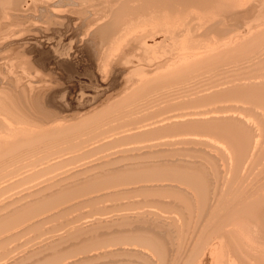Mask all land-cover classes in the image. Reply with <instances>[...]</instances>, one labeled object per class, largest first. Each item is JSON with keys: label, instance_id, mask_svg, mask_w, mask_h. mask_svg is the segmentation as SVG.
Wrapping results in <instances>:
<instances>
[{"label": "bare ground", "instance_id": "bare-ground-1", "mask_svg": "<svg viewBox=\"0 0 264 264\" xmlns=\"http://www.w3.org/2000/svg\"><path fill=\"white\" fill-rule=\"evenodd\" d=\"M27 2H29V4L30 3L31 4L30 5L29 4L27 5L26 4ZM245 2H248V0L247 1H245V0H0V37L1 38L3 37L2 40H0V64H3L4 62L5 63L7 62L6 61V54H5V53H7L6 50H7V48H10L11 44L14 43V42H17V43L19 42L20 43L21 41L32 40V41H36L35 44H37L38 46H40V47L43 46L42 47V50H40V49H38V47H36L34 45V46H32V48H30L26 52L27 55H35V64H33V63L31 65L30 64H26L27 67L30 69V71H26V72H30V73H28L29 74L28 77H27L26 72H24V70H26V68L25 69H23V68L21 69V70H23V72H22V73H24L23 75L28 78L27 80L30 81V82H27V84L25 85V87H27L29 89V91L33 95L36 94V92H34V90L36 89L35 88L36 86H34V84L41 83L44 80H47L48 78L51 77V74H48L49 71L47 70V67L49 65V63H48L49 60H50V63L53 65L54 68L55 67L57 68V66H60V65H62L64 63H68V60L67 59L70 57V53L69 52H71L75 48L74 43H75V39L77 38V32L76 31H78V29L80 27H83L84 29L82 30L81 37L78 40V47H83V48H82L81 51H79L78 54L82 53L83 55H85L86 56V61L87 60H90L92 62L93 61H96L99 66L101 65L104 68V69L102 68L101 71L105 70V72L107 73V74H105V72H103V74H105V76H106L104 78L105 82L104 83L102 82L103 84H99L98 85V86H102L103 87V89L101 90V92L104 93L105 96L103 98H101V100H99L100 103L98 105L94 106L90 111H88L87 115H84V113H83V115L85 116V118H83L82 114H80L77 117H74L73 114H68V111L65 108V104L66 103L64 102L63 97H61L60 95H58L59 96V99L61 101H63V103L62 102L61 103L59 102L60 104H57L55 102L56 95H57L56 93L57 92L50 93L49 90L48 91H45L43 93H42V91H37V93H42L41 95L38 94L35 97V99H34L35 100V103L38 106V109L39 110L40 109L41 110L42 109L44 110V108H43V107H45L44 101H47L48 104L51 107H54V108H58L59 109L60 117L62 116V114H66L67 113V115H68L67 117L75 118L76 120L78 119V123L79 124H81V125L84 124V126H85V123H86V127L88 125H89V127L91 126L92 128H89V129H92V130L89 131L88 129H86L87 130V134H88V132L90 134L94 130H97V131H99V129L102 130L103 128H105L107 126H109V127L111 126V128L109 129V133L110 132L112 133V130H114L115 128L117 129V126L118 125H119V127H121V126L124 127V128L121 127L123 129V131H124V129L126 128L125 125L128 124L129 126H131L130 128H126V130L128 129V132L126 131V133H128V135L124 132L126 135L123 136L124 135V133H123L122 134V138L125 137L128 140H129V137L132 140H134L135 138L139 139V140H137V139L134 140V142H132V143H135V141H137V143H138V141L141 142L142 139L143 140L145 139L144 142L146 143L147 138H150V137L153 138L155 135L157 137V135H159V134H161L163 136L164 133L165 134H168L169 132L170 133L177 132L179 134L180 133H185L186 134V132L188 133L189 131H192V132L193 131H196V132L197 131H202V132H200V133H202L200 135L205 134L204 132H207L208 134L211 133L210 134L211 136L213 134V135L217 136L218 139H220L219 142H221L222 140H224V143H228L229 144L228 149L231 148L232 154L234 155L233 157H235L234 159L236 160V162L234 163L233 167L235 165H237L235 167L236 169L233 168V170H235V171H233L234 172V175H233L234 178L232 176H230V177L233 178L234 183L232 182L233 180L231 181L230 178H228L232 182V183H230V181H228V179H226L227 177L224 178V175H223V177L221 178V185H220V187L218 189L219 190L218 191V194H217V190L214 191V192H212L213 193L212 196H214V197L211 196L212 198H210V199L206 195L207 194V188H208L207 182H209L210 179L208 181H206V176L205 175H206V171L207 170L201 164L202 161H201V163L197 164V163L193 162L192 160L191 161H186V160L185 161H181L180 160L178 162L175 161L177 164L169 163V164H166V165L164 164V162L162 163L160 161L164 165L163 166V165H160L159 162L146 160V157H148L151 154L154 155L155 154V151L154 150L156 148H158V147H156L158 145H156L157 142H156V139L155 138H154L155 139V142H153L152 140L151 141L153 142V144L156 143L155 144L156 146H153L152 142L147 141V145L146 146H141V145H143V143L142 144L140 143L141 144L140 145L141 147H137L136 144H134L133 147H135V146L137 147V150L136 151L135 150L132 151V150L127 149V148H126L127 149L126 150L123 147L122 148L125 149V150L118 149L120 151H123V154L126 151H127V153L130 152V151H132V152H130V154L128 153L129 154L128 155V158H125L127 154L123 158L122 153L120 152L121 153L120 156H122V158H123V159L120 158L121 161H123L125 159H127V161H128V164H122L123 166L121 168L120 167L119 168L118 167L117 168L114 167L115 165L118 166V164H121L122 163L119 159L117 160L115 158L117 161H119L121 163H119V162H117L115 160H111L110 159L112 157L114 159L115 155H118L117 151L114 150V152H115L114 154L111 151V154H113L114 156H112L110 154L111 156H107L108 158L105 157V159H104V157L100 155L99 157H103L102 159H104L103 161H100V164H98V163L96 164V163L93 162L96 159H98L96 157L95 160H89V162H87V160H85L86 163H84V162L82 163V161H81L82 164H80V162H79V165H77L76 168L74 166H72L73 167V170H72V168L70 166H68L71 163L68 164L69 161L68 162L66 161L67 159H69V158H67V157H69L68 155H71L72 154V153L71 154H69V153L72 152V151L75 152V150L77 149V148H74L75 150H72L73 147L79 146L81 149H83L84 148L83 146H86V145H88V147H89V143L90 142L87 141L89 143L87 144V142H86L85 145H83V142H82L81 144L83 146H80L81 144L80 145H77V144L80 143V142H78V139H77V142L78 143L76 144L77 146H75L74 141L76 143V138H74L75 140L74 139H69L70 141L73 140V141H71V142L69 141V142L70 143L73 142V144H74V145L71 144L72 145V148L69 147V144L67 143V138L71 137V135H68L69 137L67 136L66 139H65V136L67 134H69V132H67V134L65 133L66 135H63V137L60 136V135H58V132H57V134L55 132L56 130H59V128H62L61 127L62 125L64 127V124H66L64 122L66 120L62 121L64 124L63 123H60V121L58 120V117H59L58 112L45 111V112L41 113L43 115L42 117H40V116L39 117L38 116L37 117H32V116L28 115L27 112H22L23 110H20L19 107L15 105L17 102H15V100L12 98V96L9 99L7 97H5L7 95V93H9V91H7V93L5 94V96L4 95H1V92H2L1 91L0 92V95H1L0 96V174H3L4 172L6 173V174L4 173V175H7L6 177L5 176L3 177L4 179H6L7 177H9L8 176L9 173H12V174H15V175H18V176L19 175H21V176L23 175L26 179L27 178L28 179L30 178L29 179V182H28V179L25 180V178L22 176V178H24V180L26 181L25 182L24 180H22L21 177L17 178V176L14 175L15 176V180H13L14 178H13V176L11 174L10 175L11 176L10 177L11 179L8 178L6 180L9 181V179H10L12 182H10V183L8 182L9 183L8 184L7 181H6V183L8 185H10L14 181L17 182L16 180L19 179L20 181L22 180L21 181L22 184H24V182H25V185L29 186L32 183L31 180L33 179V181H34V178H37L34 181L35 184L32 183L33 186H30V188L32 187V189L29 188V192H30V190L33 191V188H35L37 190L36 192L34 191L35 193H37V192L40 193L39 190L42 191V190H45L47 188L48 189L50 188L49 189V192H50V190L52 188H54V187L55 188L57 187L59 189V191H61V192H63V190L65 192V190L67 191L68 189H70L73 186L76 187V185H74V184L77 181V178H78L77 176H80L81 175V177H79V180H80V178L83 179L85 176L90 177V178L93 177L94 179L97 180L96 185H95V182L94 183H90L91 185L94 184V186H92L91 190H93V187L95 188L94 190H96L97 188H101V189L104 188V190L102 189V191H104L106 193L105 187H108L107 191H109V188H112V187L113 188L111 190H115V185H118V184H121L122 188H124V185H122V184H125L126 183V185H127V182H128V185L130 184L131 187H132L134 185V183H136L137 181L138 182L141 181L139 183H142L143 184V182H145V185L144 186L142 184L141 185H142V190H144L146 192V194H147V192L151 193L152 192L151 190H154V192L156 194V191L159 190V192H157V193H159V195H161V194H163V193H161V192H163L162 190H166V191L167 190L168 191L170 190L171 191L173 188H180V186H181L180 185L181 182H179V179H180V181H182V182L184 181L183 182L184 184H185V182H187V184H188L187 186H191V188L194 189V191H195V193H196V195L198 197L199 202L202 205H204V208L207 207L208 204H210L209 213L207 212L209 214V215L207 214L208 217L211 216L213 218L214 216H216L215 217L216 219H217L218 215H220V219L222 217V220L221 221H219V222L217 221V224L220 223V227H219L220 230L215 229V231H217V235L220 234L219 235L220 238L224 239V242H225L224 243L225 245L222 243L223 246H220V247H222V248H224V246L225 247L226 246L228 247V249H227V247L224 248V249H222V253H224L223 255H226V256H227V254L229 255V253H227V250H229L230 252L232 251L231 254L234 253L235 255L238 254L240 256H244L245 255V257H249L247 259L244 258V257H241V259L242 258H244V259H243L242 263L240 261L238 263V260H241V259L239 258L238 255H236L237 257L233 255L234 257H236V258H234V257L233 258L236 259L235 261H237L238 264H264V176H263L264 174L262 175L263 176L262 179H259L257 181H256V178L258 179L259 177H256V178L253 177V179H252V176H250L249 178H251L252 180H254L253 182H250L251 179L248 182L247 181L245 182L246 177L244 179V176H246V175L243 174L245 172V170L248 171L249 168H250L249 167L248 170L246 168H244L247 165L246 163H248L247 161H249L251 163L252 162H259L260 163V161H262V162L264 161V139L262 138V136H261V138L263 140L262 139H259L260 136L258 135V132L256 134L258 135L259 138H257V136L256 137L254 136V134L250 130V127L248 126L249 124L246 122L247 120L249 122V118L248 117L245 116L246 117V121L245 122H246L247 125H244V123L240 119L241 117L243 118L244 116H241L238 113L237 114L241 116L240 118L239 117L238 118L235 117L234 116V113L230 115V113L235 112V109H233L232 112L230 111V113L228 112L229 114H227V112L225 113L222 110L221 111H218L219 108H217V111H215L214 113H208L207 112L208 110L211 111V107H209V106H207L206 108H204L206 112H204V111L203 112H200V111L203 110L202 108H201L202 110L199 109L200 110L199 112L198 111H190L189 110L190 108L189 109L187 108L190 112L187 111V109L185 110L186 112H184L181 109L182 108V105L183 106L184 105L185 106L186 105L187 106L193 105L196 108L197 107L196 105L201 106V107H204V106H202V104L204 105V104H206L208 102L213 104V102L216 103L218 101H226V100H229V99H237L238 100L237 101L238 103H239V101H240V103H241V101L242 102L243 101L251 102V103H254V106L257 105V106H259L260 108H262L264 110V71L262 69V68H264L263 67V65H264V63H263L264 57L263 56H262L263 58L258 57V61L257 62L256 61H252V62H255V63H252L251 62V65L249 64L251 60L248 59V61L246 62V60L243 61L244 59H242V58H246L244 56L248 52L261 51V53H263L262 49L264 50V26H263L264 24L261 23L260 26H263L262 29L259 28L260 30L258 32H254L253 34H251V36L249 35V37H248V35L246 34L247 35L246 36L247 38L246 37L243 38L244 36L243 37H238V38H237V36L236 37H233V38H236V39H234V42L238 41V39L240 41V42H237L236 43L237 45H234L233 44L234 47H233V45H230V44L227 45V46H232L230 48H226V46L224 47L223 45L222 46L221 45H217L216 46L217 43H214L213 42L214 40L212 41L210 39L213 42L212 46L215 44L214 46L216 47V51L213 52L214 49H215L214 47H212V48H214L213 51L211 50L212 53H210V51H209V49H211V48H209V44H210V47H211V43H212V42L211 43L209 42L210 41L209 40V36L210 35H213L214 38H215V35H216L217 38H218L219 36L224 35L229 30V29L226 30L225 33L222 32V31H224L223 30L224 29L223 26L225 24L224 25L222 24V27H218V25H219V24H217L218 21H216L217 22L216 23L217 25H216L215 22H214V20H212V19H214L215 17H217L218 19H220L219 21H221V19H223V18H219L220 15L219 16L218 15L213 16L214 13H216L217 11L220 12L222 10V14H223L224 9H225V11L227 13L228 12L227 10L237 9L241 4H244ZM24 4L26 6L25 9H23V5ZM246 4H244V5H246ZM244 5H241V8ZM260 5H262V4H260ZM238 9H240V8H238ZM29 13H33V18L32 17H28V14ZM231 14H232V12H231ZM211 16H213L212 19L210 18ZM35 18H37V19H35ZM260 18H262V17H260ZM73 19H78V21L76 20L77 22L74 21V23H73V21H72ZM218 19H216V20H218ZM211 20H212V22H211ZM210 22L211 23H214L213 24L214 26ZM209 23L211 25H209ZM232 23H234V22H232ZM258 25H259V23H258ZM226 26H225V28H226ZM254 26H252V27H254ZM228 27L231 28L232 26L231 27L228 26ZM252 27L250 29H252ZM255 27H257V25ZM70 28H72L71 31H70ZM248 28L246 30H248ZM32 30H36L37 32L36 33H32ZM230 30H229V32H230ZM67 32H69V33L67 35H64ZM235 33H236V31H235ZM236 35H237V33H236ZM28 36H31L32 39H26V37H28ZM63 36L65 37L64 40H63V38H64ZM232 36H230V37H232ZM42 38L44 39V42H49V43L43 45V43L40 41ZM37 39H39V40H37ZM91 40L94 41L95 44H93V45L91 43L88 44V42L91 41ZM217 42H218V40H217ZM220 42L221 41H219L218 43H220ZM231 44H232V42H231ZM22 45H24V43ZM224 45H225V43H224ZM29 46H31V45H29ZM29 46L28 47L25 46L24 49L29 48ZM219 46H220V48L218 49ZM127 47H128V50H127ZM125 50L128 51V53L129 52H132L133 53V51L139 52V53L142 52V54H144V59L142 60V63L139 64V65L133 66L131 64H128V60L125 62V60L127 59V57H126V59L122 58V55L125 54V53H127V52H124ZM163 56L165 58H163ZM255 57H257V56H255ZM24 58L25 57L22 58L23 59V63H24V61H26ZM27 60H28V58H27ZM11 62L13 63V61H11ZM19 62L17 64H19ZM76 62H78V60H76ZM243 62H245V63H243ZM8 63H10L9 60H8ZM11 64H9V67L11 66ZM21 64H19L20 68L23 66ZM5 65L7 66V64H5ZM15 65H16V62H15ZM126 65H131L130 66L131 69L128 71V75H127L128 77L124 78L125 79V83L123 85L122 84H118L114 80L115 77H116V74L119 73V72L116 73V69H119L120 68V72H121L123 70V67L126 66ZM7 67H4V69H2V70H5ZM11 67H12L11 70H14L13 69V66H11ZM23 67H25V66H23ZM254 67H256V68L254 69ZM211 68H215L216 70L218 68L219 71H221L219 73H222L224 75L226 73H228V72H231V71L232 72L234 71L235 73L232 76L228 77L227 79L224 78V80L221 79L220 81L216 82L217 86H219L220 88H218L216 86L218 88V89H216V91L213 90V88L212 89L210 88L211 89L210 91L213 90L214 92L212 91V93L209 94V91H208V94L209 95L208 94H204V93H207L205 90H204L205 92L202 90V92H204V93H201L200 95H199L200 92H197L200 89L206 88V85L204 83L203 84L205 85V87L203 85H201V86L196 85V86H198V87H196V86H194L191 83H185V80L186 79H187L186 82H189L188 80L194 81L197 78V76H200V74H203L204 72H208L207 70H209ZM92 70H93V68H92ZM244 70H245V73H241ZM9 72L10 71H8L7 73H9ZM214 73H215V71H214ZM217 73H218V70H217ZM11 74L9 76H11ZM132 75H134L135 78ZM205 75H206V73H205ZM16 76H15L14 79L17 80V82H18V79H16L17 78ZM100 76H102V75H100ZM201 76H203V75H201ZM218 76H220V75H218ZM93 77H95V76H93ZM194 77H196L194 80L191 79V78H194ZM208 78H209V76H208ZM126 79H127V81H126ZM200 79H201V77H200ZM206 79H204L205 82H206ZM4 80H6V79H4ZM20 80H21V78H20ZM21 81H19V82L21 83ZM25 81H26V78H25ZM101 81H102V79H101ZM192 81H190V82H192ZM197 81H194V82H197ZM202 81H203V77H202ZM245 81H247V82H245ZM173 82L174 83L175 82H178V84H179L178 85L176 83L177 85H175V86L178 87V88L175 87L176 89H174L175 90L174 92L176 93L175 95L177 96L175 98V100L177 98H178V100H179V98L182 99V97H184V99H186L187 97H190L191 95L198 93V98H194L195 96L193 95V97L192 96L191 97L194 98V99H192L191 97H190L191 100L187 98L188 100H183V101H185V102H183L184 104H182L180 102L181 99L179 101L176 100V101L180 102V104H182V105H180L178 103L181 106L180 109L183 112L182 111H180V113L175 112L177 114H174V115L172 114L170 116H165L164 115V111H162V109L164 110V108L162 107V109H161L162 112H158V110H156V111L159 114L160 113H163L162 115L161 114L160 115L161 116L164 115V118L163 117H160V119L159 118H156L157 120H155V116H154L153 117L154 119L152 120V119H150V118H152L150 116L152 114H149V113H146V112L143 113L146 110H144L143 107H141L142 105L139 106V104H136V105H138L140 108H142V110H144V111H142L143 114L141 116H138V115H140V114H138V112H139L138 110L141 111L140 108H138V109L136 108V110H134L132 112H130L131 111L130 110L128 114H127V112H128V110L131 107L128 110H127V107L128 106L126 107V109L123 108V109L126 110V112H124L122 114L120 112L122 109L119 112L116 109H114L115 107L118 106V104L121 103V101H118V100L121 99L122 97H123L122 99L124 100L123 101V104H128V97H130V95H132L134 93H137V94L139 93V95L140 94L141 95L142 94L143 95H146V93H148L151 90V92L148 95H152L151 93H152L153 88H155L154 87L155 84H166L167 85V84H170V83H173ZM207 82H208V80H207ZM3 83H5V82H3ZM209 83H210V80H209ZM17 84L14 87L15 90H18L19 89L18 85H20V84H18V85ZM212 84L214 85V82ZM39 85H37V87H39ZM117 85H119L118 89L113 90V91L110 90V92H108L106 94V91H108L109 89H111L113 87L115 88ZM172 85H174V84H171V86ZM208 86H209V84L207 85V87ZM162 87H163V85H161V88ZM168 87H170V86H167V88ZM173 87L174 86H172V88ZM44 89H45V87H44ZM162 89H164V88H162ZM162 89H160V90H162ZM10 90H12V89H10ZM160 90H159V92H160ZM165 90H167L166 87H165ZM169 90H171V89H169ZM4 91L5 90H3V94H4ZM22 91L26 93V91H24V88H22ZM155 91H154V94L156 95L157 92L155 93ZM163 91H161V92H163ZM171 91H172V95H173L174 94L173 93V89ZM25 93H23L24 96H25ZM31 93L29 95H32ZM58 94H60V93H58ZM137 94L135 96H137ZM154 94H153V96H154ZM163 95H164V92H163ZM172 95L169 94V98L166 97V99H170V96H172ZM8 96L10 97L9 94H8ZM40 96H42L41 97L42 101H40L41 103L38 102V98ZM132 97H134V96H132ZM140 97L141 96H139V98ZM147 97H145V98H147ZM157 97L159 98V94H158ZM164 97H163V99H164ZM172 97H173V100H172L171 104L174 101V96H172ZM29 98H30V96H29ZM145 98L144 99L142 98V99L145 101ZM10 99H13V101L15 103L12 100H10ZM15 99H17V98H15ZM148 99H151V96ZM155 99H156V96H155ZM166 99L164 100L165 102L168 101ZM24 100H26V99H24ZM152 100H154V99H152ZM158 100L156 99L155 100V103ZM27 102H25V103H27ZM85 102H86V100H85ZM142 102H140V103H142ZM150 102H151V100H150ZM161 102H162V100H161ZM144 103H147V100ZM152 103H153V101H152ZM234 103L232 105H234ZM238 103H237V105H238ZM162 104L160 106H162ZM167 104H169V102L166 103V105L163 104L165 106V108H166ZM176 104H177V102H176ZM225 104L222 103V105H225ZM27 105H28V103L26 104V106ZM30 105H31V103H30ZM145 105L146 104H144L143 106H145ZM148 105H150V104H148ZM222 105H219V106L221 107ZM229 105H230V102H229ZM150 106H153V108H154V103H153V105L151 104ZM150 106H148V107H150ZM156 106L159 107V108H161L157 104H156ZM174 106H177V105H174ZM213 106H214V104H213ZM213 106H212V110H213ZM226 106H227V104H226ZM251 106H253V105H251ZM208 107H209V109L206 110ZM216 107H217V105L214 106V108H216ZM232 107H234V106H232ZM237 107L239 108V106H236V108ZM246 107H247V104H246ZM121 108H122V106H121ZM159 108H157V109H159ZM167 108H169V106H167ZM177 108H179V107L177 106ZM177 108H176V111H177ZM195 108H193V109H195ZM133 109H135V108H133ZM229 109H231V107ZM149 110L147 108V111L148 112H149ZM242 110L243 109H241V111ZM246 110H248V109H245L244 108V110H243L244 113L247 112ZM256 110L258 111L260 109H256ZM116 111L118 113H120V115ZM174 111L175 110L173 109V112ZM238 111H239V109H238ZM257 111H256V114H257ZM150 112L151 113H154L151 110H150ZM115 113H117L118 115H116ZM125 113H126V115L129 116V118H127V119H129L130 122H128V123L125 122V120L127 121V119H125V116L126 115L123 116V114H125ZM250 113H252V112H250ZM259 113H260V111H258V114ZM104 114H106V115H108V114L110 115L111 114V115L110 116L109 115L108 116H106V115L105 116H102ZM263 114H264V112H263ZM263 114H261L262 117H263ZM154 115H157V114L155 113ZM253 115H255V114H253ZM159 116H156V117H159ZM51 117H53V118H51ZM63 117H65V116H62V118ZM262 117L260 118L261 120H263ZM130 118H132V119H130ZM243 120H245V118ZM251 120L252 119H250V122H252ZM254 123L255 122H253V124ZM261 124H259V125H261ZM74 127L78 128L79 126H74ZM119 127H118V130L119 129L122 130ZM261 128H259V129H261ZM254 129H256V128L254 127ZM254 129H253V131H255ZM79 130H80V132L85 131L84 129L83 130L82 129H79ZM79 130H78V132H79ZM118 130H116V131L114 130V131L117 132ZM257 130L258 129H256V131ZM85 132L84 133H81V134H83V138H84ZM105 132L102 133V131H101V133L103 134V136L105 135ZM196 132H194V133H196ZM75 133H76V131H75ZM95 133L91 134L92 137L94 136ZM101 133H100L99 136L102 135ZM107 133H108V131H107ZM109 133L107 135H110L111 134V133L110 134ZM118 133L117 134L114 133V134L118 136ZM70 134H71V132H70ZM81 134L79 133V135H81ZM112 134H111V136H112ZM114 134H113V138L111 137L112 140L109 139L107 135H106L107 138H106V136L102 137L104 139L106 138V141H104V143L101 141V140H104V139H101L100 140V138L98 137L99 138V141L101 142V143L98 142L99 145L97 143V145H94L92 147L90 146L91 148H88V149H87V147L84 148L83 151L82 150H80V151L77 150V151H79L78 152L79 155L75 154V153H77V151H76L74 153V157L80 156V157H78L79 159L82 156L83 157L84 156L87 157L90 153L94 152L95 150L97 151L98 149L101 150L103 147L105 148V146H107L106 144H109L110 142H112V143H110L111 145H113V142H114V146H115V145L118 144V142L120 140L119 143L121 144V141L123 140L122 138H120L121 134L119 133L120 134V136H118L119 138H117L116 136L114 137ZM179 134H176V135H179ZM191 134L192 133H190L189 135H191ZM261 134H262V131H261ZM161 135L159 137H162ZM168 135L171 136L172 134H168ZM173 135H175V134L173 133ZM189 135H187L188 138H189ZM200 135H198V137ZM49 136H50V138H49ZM74 136H75V134H74ZM74 136H72V137H74ZM166 136L164 135L165 139L164 138H161V139L162 140H166L167 137H168V136L167 137ZM187 136H186V138H187ZM193 136L196 137V135H193ZM193 136H192V138H193ZM211 136H209V137H211ZM75 137H77V136H75ZM79 137H82V136H79ZM85 137H86V139H88L87 137H89V136L88 135L86 136V134H85ZM159 137L157 138L158 139V142L161 141V140L159 141V139H160ZM178 137H180V135ZM178 137L177 138L175 137V138H176V140L179 139V141L181 140V138H183V136L180 137V138H178ZM195 137H194V139H195ZM263 137H264V135H263ZM83 138L82 139L79 138L80 139L79 141H82ZM98 138L96 137L94 139V143H96L95 140H98ZM184 138H185V135H184ZM188 138H187V140H188ZM214 138L215 137H213L212 140H215ZM183 139L181 140V142L182 141L185 142L186 139L185 140H183ZM190 139H191V136H190ZM196 139H199V138H196ZM91 140H93V139L91 138ZM201 140H203V137H202ZM206 140H207V138H206ZM209 140H211V139H209ZM125 141L123 140L122 141V144ZM198 141L199 140H196V142H198ZM148 142H150V145H148L149 144ZM164 142L165 141H163L162 143L164 144ZM167 142L169 143L168 140H166L165 143H167ZM177 142L178 141H176V143ZM196 142L194 144H197ZM217 142H218V140H217ZM190 143L191 142H189V145H191ZM215 143L213 144V146H215ZM91 144L92 143H90V145ZM170 144H173V143H170ZM201 144H203V142ZM210 144H211V141H210ZM228 144H227V146H228ZM65 145H68V147L71 148V149H69L70 151L67 149L68 147L66 148ZM165 145H163V146L165 147ZM173 145L174 146H178L179 144L178 145L177 144L175 145V143H174ZM206 145H208V144H206ZM216 145H217V143H216ZM58 146L59 147L60 146L61 147H65V148L64 149L56 148ZM185 146H186V143H185ZM199 146H200V141H199ZM204 146H205V144H204ZM204 146H203V148L202 147L201 148L205 150V147ZM79 147H78V149H79ZM128 147L132 148V144L130 146L128 145ZM153 147H155L154 150H153L154 152H152ZM167 147H169V146H167ZM178 147H180V146H178ZM188 147H190V146H188ZM194 147H196V145H194ZM222 147H223L222 150L224 151V147L225 146H222ZM53 148L55 150L58 149L57 150L58 152L53 151ZM150 148H152V149L149 150ZM190 148H188V149H190ZM59 149H60V151L62 150V152H64L63 150H65V149H67V150H65V154H64V153L60 152ZM161 149H162V146H161ZM210 149H209L210 151L213 150V148H210ZM218 149H220V147ZM218 149H217V151L219 152ZM128 150H130V151H128ZM207 150H208V148H207ZM231 150H230V152H231ZM189 151H188V153H189ZM217 151H216L217 156L220 158L221 153H220V155H218L219 153ZM67 152H69V153H67ZM183 152H185V151H183ZM212 152H213V153H211L212 155L213 154H216V153H214L215 150L212 151ZM230 152H227V153H230ZM192 154L195 155V153H192ZM198 154H196V155H198ZM65 155H67V156H65ZM75 155H77V156H75ZM102 155H103V153H102ZM107 155H108V153H107ZM226 155H228V154H226ZM187 156H190V155H187ZM203 156H205V155H203ZM214 156H216V155H214ZM117 157L119 158V156H117ZM222 157H223V155H222ZM225 157L223 158V161L226 160ZM228 157H231V156L228 155ZM233 157H231L230 159H232ZM70 158H72V157L70 156ZM78 158L77 159L75 158L74 160L77 161V160H79ZM82 159L83 158H81V160ZM102 159L101 158L98 159V162H99V160H102ZM74 160H72V161L70 160V161L73 162V163H75ZM210 160H209V162L212 161V160L211 161ZM228 161H229V163L231 162V160H228ZM65 162H67V163L65 164ZM209 162H207L206 164H208ZM232 162H234V160ZM165 163H167V161ZM229 163H228V165H225L224 164V166H226L227 169L231 166V163H230V165H229ZM64 164H65V166H64ZM250 164L248 163L249 166H250ZM62 165L64 167H66L68 169V171H69V168H71L70 172H68L66 170V168H65V170H66L65 171L64 168L62 167ZM209 165H210V163H209ZM58 166H61L63 168V169L61 168L63 170V172L59 173V170L61 171V169H60V167L57 168ZM161 166H163V167H161ZM213 166H217V165L214 164ZM222 166H223V164H222ZM251 166H253V165H251ZM254 167L256 168V166H254ZM263 167L264 166L262 165L261 168H263ZM57 169H59V170L57 171V174H56V173H54V170L56 172ZM52 170H53V174H55V175H52L51 174V171ZM216 170L218 171L217 168H216ZM222 170H219V171H222ZM261 170L262 169H260V171ZM229 171H226V172L228 173ZM242 171H244V172H242ZM251 171L253 172V170H250L248 172L250 173ZM47 172H49V175H47ZM168 172H174V174L177 173L175 175H172V178L173 177H176L177 178L176 179L177 183L175 181L176 184L169 183V181L171 182V180H175V178L172 179L170 177V174H168L169 175L168 178H171V179L170 180L167 179V176L168 175L166 176L165 173H168ZM233 172H231L230 174H232ZM248 172H247V174H248ZM240 174H242L243 177ZM44 175L47 176V178H49L48 181H47V179H46V181L42 179L43 178L42 176H44ZM50 175H52L51 178H50ZM250 175H252V173ZM82 176H84V177H82ZM225 176H226V174H225ZM227 176H228V174H227ZM0 177H2V176H0ZM38 177H40L41 179L39 178V181L37 182ZM218 177H219V175L216 176V177H214V178L217 180ZM3 178H0V180H2ZM241 178H243L244 181H241V182L238 181L239 179L241 180ZM75 179H76V181L74 183L73 180H75ZM40 180H42V181H40ZM70 180L73 181V183H74L73 184L71 182L72 186H71V184L69 186ZM85 180H88V178L86 179V177H85L84 181ZM90 180H92V179H90ZM96 180H94V181H96ZM20 181H18V183L14 184V185L18 186L20 184L19 183ZM68 181H69V183H68ZM2 182H1V184H2ZM79 182H77V183H79ZM138 182H137V184H138ZM146 182H149V183L147 184ZM237 182H238V184H237ZM84 183L87 185L86 182H83V184ZM131 183H133V184H131ZM3 184H5V183L3 182ZM3 184L1 185V187L3 186ZM90 184H89V181H88V185H89L88 187L89 188L91 187ZM210 184H212V183H210ZM217 184H218V182H217ZM14 185L11 184L12 187ZM20 185H19V187H20ZM45 185H47V186H45ZM16 186H14V187H16ZM121 186L119 188H121ZM4 187H6V189H9L7 186H4ZM4 187H3V189L2 188H0V189H2L4 191ZM77 187L81 188V185L78 184ZM116 187H118V186H116ZM125 187H127V186H125ZM21 188H19V189H21ZM23 188L22 189L26 191L24 185H23ZM57 188H56L55 191H57ZM83 188H81V190L79 189V191H81V193L83 192L82 190L87 189V188H84V189ZM89 188L86 191L87 192L89 191L91 193L92 191ZM128 188H130V187H128ZM133 188H137V186H135ZM182 188H183V186H182ZM185 188H186V185H185ZM185 188H183V189H185ZM71 189H73V188H71ZM101 189H97V190H101ZM53 190L54 189H52V192H54ZM77 190H76V193L75 194L78 195V193H79V195H80V192L77 191ZM189 190H191V189H189ZM32 191H31V193H32ZM70 191L71 190H69L68 192H70ZM73 191H75V189ZM116 191H118V190H116ZM144 191H142V192H144ZM166 191H164V192H166ZM173 191L174 190H172V192ZM194 191H192V192H194ZM46 192H48V191L45 190V193ZM52 192H50V193L52 194ZM61 192L58 193V194H56V196L58 195V197H59V194H61ZM87 192H86V197H87L88 194H90V193H87ZM95 192H94V195L93 196H95ZM104 192H103V194H105ZM129 192L131 193V191H129ZM138 192L139 191H137V190H136L135 193H133V191H132L131 194L133 196H135L134 194H136ZM154 192L152 194H154ZM167 192H166V195L168 194ZM172 192H171V194H172ZM25 193L29 194L28 193V189H27V192H25ZM42 193H43L42 195L45 196L44 191ZM71 193H74V192L71 191ZM96 193H98V192H96ZM123 193H127L128 194V191L127 192H123ZM175 193H176V191H175ZM190 193H191V191H190ZM195 193H194V195H195ZM51 194L48 195V193H47L46 196H45L46 197L45 199L41 196V194H39V196H41L40 198H42L44 200H42V199H40L38 197L40 199L39 200V199L36 198L38 201L36 199H34L36 201H32L33 199H30V201H27L26 200L25 202H21V203L22 204H26L25 207H29L28 210H32V208H33V210L31 212L36 216L37 214L34 213L33 211L34 210H35V212H37V210L39 211V208L41 207V206H39L40 204L42 205V207H43V204L45 205V207L49 203H50L49 206L51 204H53V205L56 204L55 201L58 198H55V200L53 201ZM53 194L55 195V193H53ZM64 194L63 195L61 194V196H63V198L60 196L59 197V200L61 198L62 201H64L65 200L64 197L67 198L70 193L69 194L68 193H64ZM98 194H97V196H98ZM109 194L111 195L110 191H109ZM109 194H108V196H109ZM112 194L114 196H115V194L117 195V193H115V194L112 193ZM152 194H151V196H152ZM179 194L180 193L178 192V195ZM219 194H221V195H219ZM47 195L49 197H51L52 200L50 199V201H49L47 199L48 198ZM74 195L70 194V197H72V198L68 197V198L71 199V200H69V199L68 200L69 201H74V202H77L78 203V200L77 201H75V200L77 198L78 199L79 198L81 199V196L76 197ZM82 195H83V193H82ZM90 195H89V198H91ZM101 195H102V193H101ZM147 195H150V194H147ZM159 195L157 194L156 196H159ZM182 195L184 197L185 196V193L184 194H181V196ZM192 195H193V193H192ZM208 195H209V193H208ZM56 196H54V197H56ZM112 196H110V197H112ZM133 196H132V198H133ZM74 197H76L75 200H73ZM86 197H84L83 199H85ZM129 197H130V195H129ZM159 197H163V195H161ZM197 197H196V200H197ZM206 197H208V199ZM83 199H81V200H83ZM92 199H87L86 202L89 203L90 201H88V200H92ZM96 199H98V198H96ZM103 199H104V197H103ZM146 199L147 198L145 197V200ZM185 199L187 200L189 198H186L185 197ZM81 200H79V201L81 202ZM95 200H94V202H95ZM182 200L186 204L187 201L185 200L186 201L185 202L184 201V198ZM134 201H135V199H134ZM143 202L140 203L141 207H142V204H143V206H145ZM152 202L150 203V201H149L150 204H152ZM10 203H12V202H10ZM10 203H9L10 206H12L14 204V203H12V204H10ZM21 203L19 202V204H21ZM59 203L61 204L63 202L60 201ZM59 203L57 202V204H59ZM91 203H93V201ZM19 204H16V206L18 208H19ZM33 204L34 205L35 204H39V205L38 206L36 205L37 207L34 206L35 207V209H34ZM145 204H147V203H145ZM153 204H155V202H153ZM164 204H167V202L164 203ZM190 204H189V206L191 207ZM197 204H198V202H197ZM201 204H200V206H201ZM130 205L128 207H130ZM140 205H138V206H140ZM149 205H146L147 206L146 208H148ZM158 205H160V207H163L164 206V205L161 206L160 203ZM168 205H170V204H168ZM168 205H167V207H168ZM186 205H188V204H186ZM7 206L8 205H6V207ZM21 206L23 207V205H21ZM14 207H12V208H14ZM17 207H15L13 210H16ZM25 207H23V209ZM30 207H32V208L30 209ZM45 207H43V209H41V208L40 209L43 211V210H46V208H48V207H46V208ZM53 207H55V206H53ZM18 208H17V210H18ZM136 208L137 207H135V210H136ZM26 209L27 208H25V211H23V212H22V209H20V211L23 214L19 212L20 214L17 213L18 215L16 214L17 210L15 211L16 217H14V219H13V221L15 222V224H13V221H11L12 219H9V218H11L13 216L14 211H13V214L12 213L10 214V212H9V215H11V217L10 216L8 217V215H7L8 220L6 219L7 217H5V214H4V218L8 221V222L5 221V219L2 217V219H4L3 220L4 223L7 222L9 224V223L12 222V225H14V226H12L11 224L10 225L7 224V226H9V229H8L9 231H11V230L12 231H15V229L18 226H20L19 224H21V222L24 221L23 222V224H24L28 220H31V219H28L27 221L26 220H23V219H22L23 221L22 220H20V221L17 220V219H21L25 215V213H26L25 216H27V217H24V219L28 218V215H29L30 211L28 213V212H26ZM141 209H139V210H141ZM143 209H144V207H143ZM157 209H159V208H157ZM41 210L39 211V213L38 212L37 213L40 214L42 212ZM128 210H130V209H128ZM142 210L140 211V214H141ZM161 210H162V208H161ZM163 210H165V209H163ZM190 210H191V208L189 209V211ZM192 210H193V208H192ZM9 211H11V209H9ZM137 211H138V209H137ZM152 211L153 210L150 211V214L151 213H153L152 215L157 214V213L154 212L155 210L153 212ZM189 211H188V213H190ZM199 211H201V210H199ZM147 212H148V210H147ZM27 213H28V215H27ZM32 213H30L31 216L29 218H31L33 216ZM133 213H134V211H133ZM138 213H137V216L136 217H138ZM202 213H203V211H202ZM43 214H41V215H43ZM148 214H149V212H148ZM160 214H162V212H160L159 215ZM2 215L3 214L1 213L0 216H2ZM121 215L122 214H120V216ZM131 215H133V214H131ZM142 215L145 216L147 214H146V212H143ZM154 216H152V217H154ZM156 216L158 217V214ZM126 217H128V216H126ZM132 217H135V216H132ZM139 217H140V215H139ZM159 217H160V220H161V216H159ZM181 217H183L182 214H181ZM166 218H170V216L169 217H166ZM172 218L175 219V217H172ZM172 218H170V219H172ZM200 218H202V216ZM0 219H1V217H0ZM32 219L34 221H37L34 218H32ZM36 219H37V217H36ZM176 219H177V217H176ZM208 219H206V220H208ZM216 219H215V221H216ZM218 219H219V217H218ZM33 220L31 222L32 224H33ZM165 220H167V219H165ZM200 220H198V221H200ZM3 221L0 222V224L3 223ZM16 221L18 223H16ZM132 221H134V220H132ZM29 222L30 221H28V223H27L28 226L30 224ZM172 222H174V221H172ZM178 222H179V220H178ZM213 222L214 221L212 220V223ZM134 223H135V221H134ZM141 224H143V222ZM5 225H6V223L4 225L1 224L0 226H2V227L4 226V228L0 227V229L2 228V230H6L7 228H5ZM15 225H16V228L14 229ZM25 225L26 224H24V226ZM131 225L128 224V226H131ZM136 225H138V224H136ZM169 225H171V224H169ZM10 226L13 227V228H11V230H10ZM142 226L144 227V225H141V227ZM172 226H173V224H172ZM178 226H180V225L178 224ZM205 226H207V225H205ZM147 228H148V226H147ZM150 228L152 229V227H150ZM222 228H224V229H222ZM221 229H222V231H221ZM8 230H6L4 232L3 231H0V233L3 232V234H0L1 235L0 237H2L1 238L2 240H3V236L2 235H4V237H6V235L8 236L9 233H11L12 235L15 234L13 232H9ZM212 230L211 229L210 230L208 229V231H212ZM7 231H8V234H7ZM15 232H17V231H15ZM127 232H128L127 233L128 237L127 236L126 237L128 238V241H126L127 238L124 237L126 239L125 240L126 241L125 244H127V242L128 243H131L132 241H133L132 244H134V242H136V239L139 240V238L140 239L141 238H145L146 241H147V243H148V245H149V243L151 242V240H153V239L156 240L157 239V238H153L152 239V237H148L150 234L148 236L143 235L144 236L143 237L142 236V233H144V234H148L149 233L146 229L145 230L144 229L142 230V229H131V228H128V231ZM201 232H202V230H201ZM11 234H10V236H11ZM122 235H121V237H122ZM205 235L204 236L202 235L204 237V239H205ZM151 236H152V234H151ZM206 236H208V235H206ZM121 237H120V239H121ZM194 237H196V236H194ZM200 237H201V234H200ZM200 237H199V239H200ZM7 238H10V237H7ZM111 238H110V240H112ZM118 238L116 237V239H118ZM210 238L211 237H209V240H210ZM1 239H0V241H1ZM148 239H151V240H149L150 242L148 241ZM188 239H190V238H188ZM199 239H196V241L199 240ZM204 239L201 240V243L202 244H203L202 241ZM121 240H123V238ZM157 240H158L157 241V243H158L159 240H161V239H157ZM104 241H103V244L106 243ZM118 241H116V242H118ZM146 241H143V242H146ZM221 241H223V240H221ZM97 242H99V240ZM113 242H115V241L113 240L112 243ZM123 242H124V240H123ZM123 242L120 241L118 243H120V245H121V243H123ZM139 242H140V240H139ZM143 242L140 243V244L143 245ZM160 242L162 243V241H160ZM186 242H188V241H186ZM207 242H208V240H207ZM86 243L87 242H85V246H86ZM118 243H115V244H118ZM154 243L156 244V242H153L152 244L154 245ZM195 243L197 245V242H195ZM198 243H199V241H198ZM213 243H214V241H213ZM111 244L109 243V245H111ZM137 244H138V242H137ZM140 244H138V245H140ZM160 244H158V245H160ZM202 244H200L201 247H202ZM81 245H83L81 247L84 248V244H81ZM99 245H98V247H101ZM138 245H136V246L138 247ZM134 246H135V244H134ZM134 246H133V248L136 249L137 247L135 246L136 247L135 248ZM141 246H139L140 249H142ZM164 246H165V244H164ZM187 246H189V245H187ZM92 247H93V245L91 246V249H92ZM129 247L130 246L128 245L127 248H129ZM152 247H154V246H152ZM159 247H161V245ZM76 248L79 249L78 247H75V249ZM82 248L80 249V252H82ZM86 248H88V246H86ZM89 248H90V246H89ZM143 248H148V247L146 246V247H143ZM75 249H73V250L75 251ZM120 249H121V247H120ZM155 249H156V247H155ZM160 249L162 251H165L166 250L165 248H160ZM160 249H158V250L160 251ZM196 249H197V247H196ZM73 250H70V251H73ZM195 250H194V252H195ZM197 250H196V252H197ZM223 250H226L225 252L227 254L225 252H223ZM133 251L134 250H132V252ZM143 251L145 253L148 252L145 249ZM151 251L155 252V251H157V249L156 250H152L151 249ZM162 251L159 252L160 255L163 253ZM202 251H204V249ZM126 252H128V251H126ZM153 252H151V253H153ZM67 253H69V252H67ZM209 253L211 255V253H213V250H211ZM135 254H132L131 253V255H134L132 257H137V255L135 256ZM165 254H166V251H165ZM165 254L163 253L162 255L164 256ZM130 256H128V257H130ZM143 257H145V256H143ZM190 257H193L192 254H191ZM218 257H220V255ZM225 258H221V259H225ZM250 259H251V261H250ZM52 260H54V259L52 258L49 261H52ZM189 260L191 261V259H189ZM252 260L254 261V263L252 262ZM161 261L163 262L164 260L161 259ZM222 261H224V260H222ZM222 261H220V262H222ZM186 263L188 264L189 262L186 261ZM223 264H224V262H223Z\"/></svg>", "mask_w": 264, "mask_h": 264}, {"label": "rangeland", "instance_id": "rangeland-1", "mask_svg": "<svg viewBox=\"0 0 264 264\" xmlns=\"http://www.w3.org/2000/svg\"><path fill=\"white\" fill-rule=\"evenodd\" d=\"M245 1H247V0H245ZM250 2V3H249ZM261 2V3H260ZM247 3V4H246ZM249 3V4H248ZM27 5L29 4V2H27L26 3ZM31 4V3H30ZM29 4V5H30ZM71 4V3H70ZM244 4H246V5H244ZM244 4H241V5H244V6H242V8H241V5L238 7V8H240V9H230V10H227L228 12L226 13V11H225V9H224V12H223V14H222V10L219 12V11H217L216 13H214V15L213 16H216V15H220L219 16V18H223V19H221V21H219L220 19H218L217 17H215L216 19H218V20H216L215 18L214 19H212L213 18V16H211L210 18L212 19V20H214V22H215V24L217 23L216 21H218V23L217 24H219L218 25V27H222V24L224 25L223 27H224V31H222L223 33H225L226 32V30H230V32H229V30L224 34V35H222V36H219L218 38H217V36L215 35V38H214V36L213 35H210L209 36V40L211 39L214 43H217L216 44V46L217 45H223L224 47L226 46V48H230V47H232V46H227V45H237L236 43L237 42H240L239 41V39H238V41H236V42H234V39H236V38H233V37H236L237 36V38L238 37H243V38H245L247 35H248V37H249V35L251 36V34H253L254 32H258L260 29H262V27L264 26H260V24L262 23V24H264V0H248V2H245ZM260 4H262V5H260ZM25 6V4L23 5V9H25L26 8V6ZM260 6V7H259ZM243 9V10H242ZM263 9V10H262ZM234 11V12H233ZM238 11V12H237ZM252 11V12H251ZM262 11V12H261ZM231 12H232V14H231ZM31 14V15H30ZM222 14V15H221ZM30 15V16H29ZM263 15V16H262ZM257 16V17H256ZM28 17H32L33 18V13H29L28 14ZM245 17V18H244ZM260 17H262V18H260ZM197 18V17H196ZM209 18V19H210ZM35 19H37V18H35ZM78 21V19H73L72 21H73V23H74V21L75 22H77ZM212 20H211V22H212ZM262 20V21H261ZM210 21V20H209ZM210 22V23H211ZM221 24H220V23ZM232 22H234V23H232ZM209 23V25H213L214 23H211L210 24ZM229 23V24H228ZM258 23H259V25H258ZM216 24V25H217ZM228 24V25H227ZM215 25V26H216ZM221 25V26H220ZM227 25V26H226ZM244 25V26H243ZM257 25V27H255V26ZM214 26V25H213ZM225 26H226V28H225ZM228 26H232L231 28H229ZM252 26H254V27H252ZM260 26V27H259ZM249 27V28H248ZM252 27V29H250ZM81 28V29H80ZM79 29H78V31H76L77 32V38L75 39V43H74V45H75V48L71 51V52H69L70 53V57L67 59L68 60V63H64V64H62V65H60V66H57V68L55 67H53V65L50 63V60H49V65H48V67H47V70L49 71L48 72V74H51V77L50 78H48L47 80H44L43 82H41V83H36V84H34V86H36L35 88V90H34V92H36V94L35 95H33L30 91H29V89L27 88V87H25V85L27 84V82H30L29 80H27L28 78V76H29V74L28 73H30V72H26V71H30V69L27 67V65L26 64H35V55H27L26 54V52L30 49V48H32V46H36V47H38V49H40V50H42V47L43 46H38L37 44H35V42L36 41H32V40H26V41H21L20 43L18 42H14V43H12L11 44V46H10V48H7V50H6V52L8 53H5L6 54V63L4 62L3 64H0V92H1V95H4L5 96V94L7 93V91H9V93H7V95L5 96V97H7L8 99L9 98H11V96H12V98L15 100V102H17L15 105L16 106H18L19 107V109L20 110H23L22 112H27L28 113V115H30V116H32V117H42L43 115L41 114V113H43V112H45V111H52V112H58V114H59V109L58 108H54V107H51L49 104H48V102L47 101H44V105H45V107H43L44 108V110L42 109H38V106L36 105V103H35V97L38 95V94H42L43 92H45V91H50V93H54V92H57L56 94V99H55V102L57 103V104H60L61 102L63 103V101H61L60 99H59V96L58 95H60L61 97H63V100H64V102L66 103L65 104V108H66V110L68 111V114H73L74 115V117H77V116H79L80 114H82V116H83V118H85V116L84 115H87V113H88V111H90L94 106H96V105H98L100 102H99V100H101V98H103L104 96H105V94L104 93H102L101 92V90L103 89V87L102 86H98L99 84H103L104 82H105V80H104V78L106 77L105 76V74H107L106 72H105V70H103V71H101L102 70V66L100 67L99 65H98V63L96 62V61H90V60H87L86 61V56L85 55H83L82 53H80V54H78L79 53V51H81L82 50V48L83 47H78V40L80 39V37H81V32H82V30L84 29L83 27H80ZM248 28V30H246ZM257 28V29H256ZM260 28V29H259ZM237 29V30H236ZM254 29V30H253ZM72 30V28H70V31ZM240 30V31H239ZM235 31H236V33H237V35H236V33H235ZM37 31L36 30H32V33H36ZM229 32V33H228ZM248 32V33H247ZM69 32H67L66 34H64V35H67ZM235 34V35H234ZM244 34V35H243ZM247 34V35H246ZM233 35V36H232ZM43 36V35H42ZM213 36V37H212ZM228 38H227V37ZM230 36H232V37H230ZM64 37V36H63ZM79 37V38H78ZM211 37V38H210ZM3 38V37H2ZM2 38L0 37V40H2ZM230 38V39H229ZM247 38V37H246ZM26 39H32V37L31 36H28V37H26ZM65 39V37L63 38V40ZM224 41H223V40ZM37 40H39V39H37ZM209 41L210 43L212 42V41ZM217 40H218V42L219 41H221L220 43H218L217 42ZM42 43H43V45H45V44H47V43H49V42H44V39L42 38L41 40H40ZM232 42V44H231V42ZM213 42L211 43V47H210V44H209V48H211V49H209V51H210V53H212V51H213V49H214V51L213 52H215L216 51V47L213 45L212 46V44H213ZM24 43V45H22V44ZM26 43V44H25ZM68 43V42H67ZM95 44L94 43V41H89L88 42V44ZM224 43H225V45H224ZM21 44V45H20ZM29 45H31V46H29ZM234 45H233V47H234ZM28 47L29 46V48H27V49H24V47ZM212 47H214V48H212ZM223 47V48H224ZM220 48V46L218 47V49ZM222 48V47H221ZM263 48V47H262ZM217 49V50H218ZM127 50H128V47H127ZM212 50V51H211ZM262 51H263V53H261V51H252V52H248L247 54H245V56L244 57H246V58H242V59H244L243 61H245L246 60V62L248 61V59L249 60H251L250 61V65H251V62L252 61H258V57H260V58H263L264 57V50L262 49ZM124 52H127L128 53V51H124ZM135 51H133V53L132 52H129L128 54L127 53H125V54H123L122 55V58H124V59H126V57H127V59L125 60V62L128 60V64H131V65H133V66H136V65H139V64H141L142 63V60L144 59V54H142V52H135ZM131 53V54H130ZM259 53V54H258ZM10 54V55H9ZM8 55V56H7ZM162 55V54H161ZM164 55V54H163ZM150 56V55H149ZM248 56V57H247ZM255 56H257V57H255ZM263 56V57H262ZM20 57V58H19ZM23 57H25L24 59L26 60V61H24V63H23ZM27 58H28V60H27ZM163 58H165L164 56H163ZM254 58V59H253ZM253 59V60H252ZM8 60L10 61V63H8ZM16 60V61H15ZM76 60H78V62H76ZM11 61H13V63L11 62ZM20 61V62H19ZM72 61V62H71ZM15 62H16V65H15ZM19 62V64H21V65H23V66H25V67H21L20 68V66H19V64H17ZM76 62V63H75ZM86 62V63H85ZM12 63V64H11ZM79 65H78V64ZM243 63H245V62H243ZM252 63H255V62H252ZM263 63H264V61H263ZM5 64H7V66L5 65ZM9 64H11V66H13V69L14 70H11L12 69V67L10 66L9 67ZM18 65V66H17ZM131 65H126V66H124L123 67V70L120 72V68L119 69H116V73L117 72H119V73H117L116 74V77H115V81L118 83V84H124L125 83V79L124 78H126V77H128L127 75H128V71L131 69ZM16 66V67H15ZM245 66V65H244ZM4 67H7L5 70H2V69H4ZM263 67H264V65H263ZM10 68V69H9ZM18 68V69H17ZM25 69L26 68V70H24V72H26V74H27V77H25L23 74L24 73H22L23 72V70H21V69ZM63 68V69H62ZM88 68V69H87ZM92 68H93V70H92ZM219 68V67H218ZM217 68V70H218V73H217V70L215 69V68H211V69H209V70H207L208 72H204L203 74H200V76H197V78L196 77H194V78H191V79H195L194 81H197V82H194V81H192V80H188L189 82H186L187 81V79L185 80V83H191V84H193L194 86H196V85H198V86H201V85H203L204 87H205V85H206V88H204V89H200V90H198L197 92H200L199 93V95L201 94V93H204L205 91L207 92V93H204V94H208V91H209V94H211L212 93V91L213 90H215L216 91V89H218V88H220L219 86H217V84H216V82H218V81H220L221 79L222 80H224V78H228V77H230V76H232L235 72L233 71H231V72H228V73H226L225 75L224 74H222V73H219V72H221V71H219V69ZM256 67H254V69H255ZM91 71H90V70ZM104 69V68H103ZM213 69V70H212ZM263 69V71H264V68H262ZM97 70V71H96ZM8 71H10L9 73H7ZM102 73H101V72ZM211 71V72H210ZM214 71H215V73H214ZM248 71V70H247ZM2 72V73H1ZM64 72V73H63ZM103 72H105V74H103ZM213 72V73H212ZM12 73V74H11ZM17 73V74H16ZM93 73V74H92ZM205 73H206V75H205ZM241 73H245V70L243 71V72H241ZM11 74V76H9ZM22 74V75H21ZM25 74V75H26ZM217 74V75H216ZM228 74V75H227ZM6 75V76H5ZM17 75V76H16ZM74 75V76H73ZM91 75V76H90ZM100 75H102V76H100ZM201 75H203V76H201ZM211 75V76H210ZM218 75H220V76H218ZM15 76L17 77L16 79H18V82H17V80H15L14 78H15ZM22 76V77H21ZM93 76H95V77H93ZM97 76V77H96ZM134 78H135V76L134 75H132ZM208 76H209V78H208ZM214 76V77H213ZM217 78H216V77ZM224 76V77H223ZM6 77V78H5ZM200 77H201V79H200ZM202 77H203V81H202ZM211 77V78H210ZM223 77V78H222ZM20 78H21V80H20ZM25 78H26V81H25ZM207 78V79H206ZM4 79H6V80H3ZM101 79H102V81H101ZM128 79V78H127ZM127 79H126V81H127ZM204 79H206V82H205V80ZM218 79V80H217ZM2 80V81H1ZM207 80H208V82H207ZM209 80H210V83H209ZM16 81V82H15ZM19 81H21V83L19 82ZM24 81V82H23ZM190 81H192V82H190ZM3 82H5V83H3ZM103 82V83H102ZM214 82V85L212 84ZM245 82H247V81H245ZM10 83V84H9ZM20 84V85H18V84ZM47 85H46V84ZM178 84V82H173V83H170V84H155L154 85V87L156 88H153V90H152V95H148L150 92H151V90L148 92V93H146V95H139V93L137 94V93H134V94H132V95H130V97H128V104H123V97L121 98V99H119L118 101H121V103L120 104H118V106L117 107H115L114 109H116L118 112L120 111L121 112V114L122 113H124V112H126V107H127V110H128V112H127V114L129 113V111L130 112H132V111H134V110H136V108L138 109V108H140L139 106H141V107H143V109L144 110H146V111H144V110H142V108H140L141 109V111L140 110H138L139 112H138V114H140V115H138V116H141L143 113H149V114H152V115H150L152 118H150V119H154L153 117L155 116V120H157L156 118H159L160 119V117H163L164 118V115L165 116H170V115H174V114H177V113H180V111H184V112H186L185 110L188 108H190L189 110L190 111H200L199 109H201L202 111H200V112H206L205 111V109L204 108H206L207 106H209V107H211V111L210 110H208L209 109V107L206 109V110H208L207 112L208 113H214L215 111H217V108H219L218 109V111H224L225 113L227 112V114H229L230 113V111L232 112V110L233 109H235V112H232V113H230V115L231 114H233L234 113V116L235 117H241V116H244L243 118L241 117L240 119H241V121L244 123V125H247L246 124V122L249 124L248 126L250 127V130L252 131V133L254 134V136L256 137L257 136V138H259L258 137V135L260 136V138L259 139H264V137H263V133H264V114H263V112H264V110L262 109V108H260L259 106H257V105H255L254 106V103H251V102H247V101H241V103H240V101H239V103L237 102L238 100L237 99H229V100H226V101H218V102H213V104H214V106L215 105H217V107L216 108H214V106H213V104L212 103H206V104H202V106H204V107H201V106H198V105H196L197 107L195 108V106H193V105H190V106H183L182 104H184L183 102H185V101H183V100H188V99H190V97L192 96L193 97V95L195 96L194 98H198V93H196V94H193V95H191L190 97H185L186 99H184V97H182V99L181 98H179V100H180V102L182 103V104H180V102H178L179 100H178V98L176 99V100H178V101H176L175 100V98L177 97L175 94V90L174 89H176V88H178L177 86H175V85H177ZM183 83V82H182ZM195 83V84H194ZM200 83V84H199ZM205 85H204V84ZM16 84L18 85V87H19V89L18 90H15V86H16ZM40 84V85H39ZM43 84V85H42ZM46 86H45V85ZM171 84H174V85H172V86H174L173 88H172V86H171ZM209 84V86L207 87V85ZM2 85V86H1ZM13 85V86H12ZM37 85H39V87H37ZM51 85V86H50ZM161 85H163V87L162 88H164V89H162L161 88ZM179 85V84H178ZM213 85V86H212ZM41 86V87H40ZM167 86H170V87H168L167 88ZM198 86H196V87H198ZM212 86V87H211ZM218 88H217V87ZM6 87V88H5ZM44 87H45V89H44ZM118 87H119V85H117L115 88L113 87V88H111V89H109L108 91H106V94L108 93V92H110V90H116V89H118ZM160 87V88H159ZM165 87H166V89L167 90H165ZM176 87V88H175ZM3 88V89H2ZM22 88H24V91H26V93L25 92H23L22 91ZM158 88V89H157ZM213 88V90L212 91H210L211 89ZM10 89H12V90H10ZM21 89V90H20ZM41 89V90H40ZM107 89V88H106ZM160 89H162V90H160ZM169 89H173V95H172V91L171 90H169ZM3 90H5L4 91V94H3ZM156 90V91H155ZM159 90H160V92H159ZM164 90V91H163ZM202 90L204 91V92H202ZM14 91V92H13ZM19 91V92H18ZM22 91V92H21ZM37 91H42V93H37ZM154 91H155V93H156V95L154 94ZM161 91H163L164 92V95H163V92H161ZM169 91V92H168ZM166 92V93H165ZM168 92V93H167ZM214 92V91H213ZM13 93V94H12ZM17 93V94H16ZM23 93H25V96H24V94ZM32 94V95H29V94ZM58 93H60V94H58ZM162 93V94H161ZM8 94L10 95V97L8 96ZM12 94V95H11ZM23 94V95H22ZM137 94V96H135ZM145 94V93H144ZM153 94H154V96H153ZM158 94H159V98L157 97L158 96ZM169 94L170 95H172V96H174V101H173V105L171 104V102H172V100H173V97L172 96H170V99H166V97L167 98H169ZM208 94V95H209ZM0 95V96H1ZM16 95V96H15ZM18 95V96H17ZM163 95V96H162ZM29 96H30V98H29ZM132 96H134V97H132ZM139 96H141L140 98H139ZM148 96V97H147ZM150 96H151V99H148V98H150ZM155 96H156V99L159 101H156V103H155ZM162 96V97H161ZM165 96V97H164ZM197 96V97H196ZM26 97V98H25ZM41 97L42 96H40L39 98H38V102L39 103H41L40 101H42V99H41ZM145 97H147V98H145ZM154 97V98H153ZM163 97H164V99H163ZM191 97V98H192ZM15 98H17V99H15ZM145 98V101L143 100V99ZM194 98H192V99H194ZM13 99H10V100H12L13 101ZM24 99H26V100H24ZM29 99V100H28ZM140 101H139V100ZM152 99H154V100H152ZM168 100L167 102H165L164 100ZM17 100V101H16ZM32 100V101H31ZM85 100H86V102H85ZM98 100V101H97ZM146 100H147V103H144V102H146ZM150 100H151V102H150ZM161 100H162V102H161ZM191 100V99H190ZM233 100V101H232ZM235 100V101H234ZM28 101V102H27ZM89 101V102H88ZM143 101V102H142ZM149 101V102H148ZM152 101H153V103H154V108H153V106H150L151 104L153 105V103H152ZM14 102V101H13ZM14 102V103H15ZM25 102H27L28 103V105L26 106V104L27 103H25ZM60 102V103H59ZM139 102V103H138ZM140 102H142V103H140ZM164 102V103H163ZM169 102V104H167V106H169V108H167V106H166V108H165V106L164 105H166V103H168ZM175 102V103H174ZM176 102H177V104H176ZM228 102V103H227ZM229 102H230V105H229ZM232 102V103H231ZM236 104H235V103ZM22 105H21V104ZM30 103H31V105H30ZM95 103V104H94ZM164 105H163V104ZM182 105V108H181V106L179 105ZM187 103V102H186ZM220 103V104H219ZM222 103L223 104H227V106H226V104L225 105H222ZM234 103V105H232ZM237 103H238V105H237ZM18 104V105H17ZM20 104V105H19ZM136 104H139V106L138 105H136ZM144 104H146L145 106H143ZM148 104H150V105H148ZM156 104L157 105H161L162 104V106H160L161 108H159V107H157L156 106ZM208 104V105H207ZM210 104V105H209ZM242 106H241V105ZM245 104V105H244ZM246 104H247V107H246ZM39 105V104H38ZM41 105V104H40ZM122 106V108H121V106ZM174 105H177L179 108H177V106H174ZM219 105H222L221 107L219 106ZM239 106V108L237 107L236 108V106ZM251 105H253V106H251ZM29 106V107H28ZM133 106V107H132ZM137 106V107H136ZM147 106V107H146ZM148 106H150V107H148ZM175 110L174 112H173V109L171 108V107ZM193 106V107H192ZM212 106H213V110H212ZM232 106H234V107H232ZM249 106V107H248ZM257 106V107H256ZM17 107V108H18ZM33 107V108H32ZM48 107V108H47ZM60 107V106H59ZM162 107L164 108V110L162 109ZM177 108V111H176V108ZM192 107V108H191ZM199 107V108H198ZM223 107V108H222ZM231 107V109H229ZM245 109H248V110H246L247 112L246 113H244V108ZM24 108V109H23ZM123 108H125V109H123ZM133 108H135V109H133ZM147 108H148V110L150 109L151 111H153L154 113H151L150 112V110H149V112L147 111ZM157 108H159V109H157ZM182 110H181V109ZM185 108V109H184ZM193 108H195V109H193ZM198 108V109H197ZM260 109V110H258V111H260V113L258 114V111L256 110V109ZM155 111H154V110ZM161 109H162V111H164V115L163 116H161L163 113H158V112H162L161 111ZM167 109V110H166ZM187 109V111H189ZM224 109V110H223ZM228 109V110H227ZM238 109H239V111H238ZM241 109H243L242 111H241ZM255 109V110H254ZM26 110V111H25ZM125 110V111H124ZM156 110H158V112L156 111ZM179 110V111H178ZM226 110V111H225ZM263 112H262V111ZM34 111V112H33ZM116 111V112H117ZM123 111V112H122ZM142 111H144L143 113H142ZM166 111V112H165ZM169 111V112H168ZM171 111V112H170ZM182 111V112H183ZM189 111V112H190ZM256 111H257V114H256ZM80 112V113H79ZM117 112V113H118ZM173 112V113H172ZM175 112H177V113H175ZM181 112V113H182ZM229 112V113H228ZM240 112V113H239ZM250 112H254L253 114H255V115H253L252 113H250ZM262 112V113H261ZM33 113V114H32ZM79 113V114H78ZM83 113H84V115H83ZM115 113L116 115H120V113ZM157 114V115H154V114ZM168 113V114H167ZM236 113V114H235ZM240 114V115H238V114ZM35 114V115H34ZM76 114V115H75ZM78 114V115H77ZM160 116H159V115ZM261 114H263V117L261 116ZM106 114H104V115H102V116H105ZM109 115V114H108ZM108 115H106V116H108ZM111 115V114H110ZM109 115V116H110ZM124 115H126V113L125 114H123V116ZM237 115V116H236ZM257 115V116H256ZM262 117V119L263 120H261L260 118V116ZM62 116H65V117H63L62 118ZM62 116L60 117V114H59V117H58V120L60 121V123H63L62 121H64V120H66V121H64L66 124H64V127H63V125L61 126L62 128H59V130H56L55 132H56V134H57V132H58V135H60V136H62L63 137V135H66L67 134V132H69V134H67L66 136H65V139H66V137L68 136V135H71V137L72 136H74V134H75V136H77V137H69V138H67V143L69 144V147H71L72 148V145L71 144H73V142L72 143H70L71 141H73V140H69V139H74V138H76V143H75V141H74V144H75V146H77V145H80L82 142H83V145H85L86 144V142L87 141H89L90 143H92L91 145H90V143L89 142H87V144L89 143V147H88V145H86V146H83L82 144L80 145V146H83L84 148H86L87 147V149L88 148H91L92 146H94V145H97V143L99 142V143H101L100 141H99V138H100V140L101 139H104V138H102V137H104V136H106L108 133H109V129L111 128V126L109 127V126H107V127H105V128H103L102 130L101 129H99V131L101 130L102 131V133H104L105 131V135L103 136V134L101 133V131L99 132V131H97V130H94L93 132H91L90 134H89V132H88V134H87V130L86 129H88L89 131L90 130H92V129H89V128H92L91 126L89 127V125L86 127V123H85V126H84V124H79L78 123V119L76 120L75 118H71V117H67L68 115H67V113L66 114H62ZM101 116V117H102ZM122 116V117H123ZM156 116H159V117H156ZM248 117L249 118V122H250V119H252L251 121L252 122H248V120L246 121V117ZM256 116V117H255ZM51 118H53V117H51ZM100 118V117H99ZM98 118V119H99ZM127 118H129V116L128 115H126L125 116V119H127ZM245 118V120H243ZM247 118V119H248ZM39 119V118H38ZM61 119V120H60ZM123 119V118H122ZM124 119V120H125ZM130 119H132V118H130ZM129 119H127V121L125 120V122H130V120L128 121ZM261 120V121H260ZM98 121V120H97ZM246 121V122H245ZM260 121V122H259ZM253 122H255L254 124H253ZM252 123V124H251ZM261 124V125H259V124ZM77 124V125H76ZM251 124V125H250ZM74 126H79L78 128H76V127H74ZM259 126V127H258ZM263 126V127H262ZM86 127V128H85ZM118 127H119V125L117 126V129L115 128L114 130L116 131V130H118ZM122 127V126H121ZM121 127H119V128H121ZM125 127L126 128H130L131 126H129L128 124L127 125H125ZM253 127V128H252ZM254 127L256 128V129H258L257 131H256V129H254ZM262 127V128H261ZM108 128V129H107ZM122 128H124V127H122ZM121 128V129H122ZM126 128L124 129V131H123V129L122 130H118L117 132H115L114 130H112V133L114 132V133H120L121 134V136H120V134L118 133V136H120V138H122V134L125 132L126 133V131L128 132V129L126 130ZM259 128H261V129H259ZM79 129H84L85 131H82V132H80V130ZM253 129L256 131H253ZM78 130H79V132H78ZM105 130V131H104ZM66 131V132H65ZM75 131H76V133H75ZM104 131V132H103ZM107 131H108V133H107ZM261 131H262V134H261ZM70 132H71V134H70ZM85 132V134H86V136L88 135L89 137H87L88 139H86V137H85V134H84V138H83V134H81V133H84ZM97 134H96V133ZM122 132V133H121ZM194 132H196V131H189L188 133L190 134V133H192L191 135H189L187 132H186V134L185 133H177V132H172V133H168V134H172L171 136L170 135H168V134H163V136L161 135V134H159V135H157V137H156V135L153 137V138H147V140H146V143L144 142L145 141V139L143 140L142 139V141L140 142V141H138V143H137V141H135V143H132V142H134V140H136L137 138H135L134 140H132L130 137H129V140L128 139H126L125 137L124 138H122L125 142H123V144H122V141H121V144L119 143L120 142V140H119V142H118V144L120 145H115L114 146V142H113V145H111L110 143H112V142H110L109 144H106L107 146H105V148L103 147L101 150H95L94 152H92V153H90L87 157H81V158H83L82 160H81V158L79 159L78 157H80V156H78V157H74V153L77 151V150H82L83 151V149H81L79 146H77V147H73V149L72 150H75L74 148H77L76 150H75V152L74 151H72V152H67V153H69V154H71V155H68L69 157H67V158H69V159H67L66 161L68 162V164H70V165H68V166H70L71 168H72V170H73V167L72 166H74L75 168H76V166L77 165H79V162H80V164H82L83 162L84 163H86L85 162V160H87V162H89V160H95L96 159V157L98 158V159H102L103 157H104V159H105V157H107V156H114L113 154L115 153L114 152V150H116L117 151V153H118V155H115V157H114V159H113V157L112 158H110L111 160H115V161H117L118 159L121 161V159L120 158H122V156H123V158L125 157V155H126V157L125 158H128V155L130 154V152H132V151H136L137 150V147H141V146H146L147 145V141H150V142H155V139H156V142H157V144L156 145H158V146H156L155 144H153V142H152V144H153V146H156V147H158V148H156L155 150H154V148L155 147H153V149L152 148H150L149 150H151L152 149V152H154L155 151V154L154 155H149L148 157H146V160H148V161H156V162H159L160 163V165H163L162 163L164 162V164L166 165V164H169V163H174V164H177L176 162H178V161H193V162H195V163H197V164H199V163H201V161H202V165L204 166V168L207 170L206 171V181H208L209 179V182H207V184H208V188H207V196L209 197V199L210 198H212V197H214V196H212L213 195V193L212 192H214V191H216L217 190V194H218V189H219V187H220V185H221V178L223 177V175H224V178L225 177H227L226 179H228V178H230V180L232 181L233 180V178H234V172L233 171H235V170H233V168H235L237 165H235L234 167H233V165H234V163L236 162V160L234 159L235 157H233L234 155L232 154V150H231V148L230 149H228V147H229V144L228 143H224V140H222L221 142H219L220 141V139H218L217 138V136H215V135H213L212 134V136L210 135L211 133H207V132H204L205 134H203V135H200V134H202V133H200V132H202V131H197L196 133H194ZM258 132V135L256 134ZM60 133V134H59ZM66 133V134H65ZM74 133V134H73ZM79 133L81 134V135H79ZM93 133H95L94 134V136L92 137V135L91 134H93ZM100 133L102 134L101 136H99L100 135ZM111 133V132H110ZM109 133V134H110ZM111 133V134H112ZM113 133V134H114ZM124 133V135L123 136H125L126 134L128 135V133H126L125 134ZM173 133L175 134V135H173ZM194 133V134H193ZM111 134L110 135H107L108 136V138L109 139H111V137L113 138V134H112V136H111ZM176 134H179L180 135V137H182L183 136V138H184V135H185V138L183 139V138H181V140L183 139V140H185V142L184 141H182L181 142V140L179 141V139H177L176 140V138L179 136V135H176ZM256 134V135H255ZM261 134V135H260ZM91 135V136H90ZM98 135V136H97ZM162 136V137H159V136ZM164 135L167 137V139L166 140H168L169 141V143L167 142V143H165L166 142V140H162L161 138H164L165 139V137H164ZM187 135H189V138H188V136ZM193 135H196V137L195 136H193ZM198 135H200L199 137H198ZM79 136H82V137H79ZM98 138V140H95L96 141V143H94V139L96 138V137ZM107 136H106V138H107ZM110 136V137H109ZM117 137V138H119L117 135H115L114 134V137ZM186 136H187V138H188V140H187V138H186ZM190 136H191V139H190ZM192 136H193V138H192ZM209 136H211L212 138L213 137H215L214 139L215 140H212V138L211 137H209ZM261 136H262V138H261ZM55 137V136H54ZM93 139V140H91V138ZM128 137V136H127ZM160 138L159 139V141L160 142H158V139L157 138ZM172 137V138H171ZM174 137V138H173ZM176 137V138H175ZM180 137H178V138H180ZM194 137H195V139H194ZM201 137V138H200ZM202 137H203V140H201L202 139ZM49 138H50V136H49ZM82 139L83 138V140L82 141H79L80 139ZM90 138V139H89ZM106 138L104 139V140H101L103 143H104V141H106ZM155 138V139H154ZM196 138H199V139H196ZM206 138H207V140H206ZM211 139V140H209V139ZM77 139H78V142H80L79 144H77L78 142H77ZM154 139V140H153ZM178 141L177 143H176V141ZM262 139V140H263ZM75 140V139H74ZM91 140V141H90ZM108 140V139H107ZM112 140V139H111ZM131 140V141H130ZM137 140H139V139H137ZM152 140V141H151ZM171 140V141H170ZM191 140V141H190ZM196 140H199L200 141V146H199V141L198 142H196ZM217 140H218V142H217ZM70 141V142H69ZM109 141V140H108ZM115 141V142H116ZM163 141H165L164 142V144L162 143ZM206 141V142H205ZM210 141H211V144H210ZM85 142V143H84ZM116 142V143H117ZM150 142H148L149 144L148 145H150ZM189 142H191L190 144L191 145H189ZM193 142V143H192ZM197 143V144H194V143ZM203 142V144H201ZM208 142V143H207ZM217 143V145H216V143ZM99 143H98V145H99ZM115 143V144H116ZM127 143V144H126ZM130 143V144H129ZM143 143V145H141V144ZM145 143V144H144ZM160 143V144H159ZM170 143H175V145L177 144H179L178 146H180V147H178V146H174L173 144H170ZM185 143H186V146H185ZM215 143V146H213V144ZM73 144V145H74ZM77 144V145H76ZM132 144V148H130V147H128V145L130 146ZM134 144H136V146L135 147H133L134 146ZM165 145V147L163 146V145ZM181 144V145H180ZM204 144H205V146H204ZM206 144H208V145H206ZM220 144V145H219ZM226 144V145H225ZM227 144H228V146H227ZM101 145V144H100ZM109 145V146H108ZM139 145V146H138ZM141 145V146H140ZM194 145H196V147H194ZM66 146V148L68 147V145H65ZM91 146V147H90ZM160 146V147H159ZM161 146H162V149H161ZM167 146H169V147H167ZM171 146V147H170ZM182 146V147H181ZM188 146H190V147H188ZM203 146L205 147V150L204 149H202L203 148ZM219 146L220 147V149H218L217 147ZM222 146H227L226 148L224 147V151L222 150ZM67 148L68 150L69 149H71V148ZM78 147H79V149H78ZM120 147V148H119ZM127 148V149H130V150H132V151H130V150H128V151H130V152H128L127 153V151L123 154V151H120V150H118V149H121V150H125V149H123V148ZM187 147V148H186ZM200 147V148H199ZM202 147V148H201ZM56 148H60V149H64L65 147H56ZM116 148V149H115ZM188 148H190V149H188ZM195 148V149H194ZM207 148H208V150H207ZM210 148H213V150L212 151H214L215 150V152L214 153H216V151H217V149L219 150V154L218 155H220V153H221V155H220V158L217 156V153L216 154H211V153H213L212 151H210L211 149ZM60 149H59V151H60ZM67 149H65V150H67ZM126 149V150H127ZM210 149V150H209ZM227 149V150H226ZM58 149H54L53 148V151H55V152H58L57 151ZM65 150H63L64 152H62V150L60 151V152H62V153H64L65 154ZM145 150V149H144ZM148 150V149H147ZM154 150V151H153ZM190 150V151H189ZM222 150V151H221ZM227 152H230V150H231V152L230 153H227ZM70 151V150H69ZM79 151H77V153H75V154H77V155H79L78 154V152ZM111 151H112V153L113 154H111ZM179 151V152H178ZM183 151H185V152H183ZM188 151H189V153H188ZM203 151V152H202ZM110 152V153H109ZM122 153V156H120L121 155V153ZM187 152V153H186ZM195 153V155L194 154H192V153ZM210 152V153H209ZM223 152V153H222ZM102 153H103V155H102ZM106 153V154H105ZM107 153H108V155H107ZM120 153V154H119ZM182 153V154H181ZM199 153V154H198ZM225 153V154H224ZM111 154V155H110ZM176 154V155H175ZM179 154V155H178ZM196 154H198V155H196ZM226 154H228V155H230L231 157H233L232 159L234 160V162H232L233 160L232 159H230L231 157H228V155H226ZM77 155H75V156H77ZM103 156V157H99V156ZM105 155V156H104ZM187 155H190V156H187ZM203 155H205V156H203ZM212 155V156H211ZM214 155H216V156H214ZM222 155H223V157H222ZM227 157H225V156ZM65 156H67V155H65ZM70 156L73 158H70ZM117 156H119V158L117 157ZM193 156V157H192ZM211 156V157H210ZM185 157V158H184ZM192 157V158H191ZM208 157V158H207ZM225 157V159L227 160H231V162L233 163H231V166L227 169L226 168V166H224V164L225 165H228V163H229V161L227 160H225V161H223V158ZM79 159V160H77V161H75L74 159ZM108 158V157H107ZM117 160H116V159ZM122 158V159H123ZM181 158V159H180ZM98 159H96L95 161H93L94 163H98V164H100V161H103L104 159H102V160H99V162H98ZM179 159V160H178ZM211 161V162H209V160ZM72 160H74L75 161V163H73V162H71ZM206 160V161H205ZM223 162H222V161ZM81 161H82V163H81ZM162 163H161V162ZM167 161V163H165ZM176 161V162H175ZM67 162H65V164L67 163ZM117 162H119V161H117ZM122 162V163H121ZM121 162H119V163H121V164H118V166L117 165H115L114 167H122L123 165L122 164H128V161H127V159H125V160H123V161H121ZM124 162V163H123ZM126 162V163H125ZM204 162V163H203ZM207 162H209L210 163V165H209V163L208 164H206ZM249 164L251 163V162H249V161H247ZM262 161H260V163L259 162H252L251 164H250V166L248 165V163H246L244 166V168H246L247 170H248V168H249V170L248 171H250V170H253V172L251 171L250 173L248 172V171H246L245 170V172L244 171H242V172H244L243 174H245L246 176H244V179H245V177H246V179H245V182L247 181H249L251 178H249L250 176H252V179H253V177H259L258 179L256 178V181L257 180H259V179H262V177L264 176L263 174H264V167L263 168H261L262 167V165L264 166V161L261 163ZM216 164L217 166H213L214 164ZM230 163H229V165H230ZM257 165H256V164ZM259 163V164H258ZM65 164H64V166H65ZM76 164V165H75ZM222 164H223V166L225 167H223L222 166ZM102 165V164H101ZM207 165V166H206ZM212 165V166H211ZM251 165H253V166H251ZM261 165V166H260ZM63 165H62V167L64 168V170H65V168L66 167H64ZM164 166V165H163ZM163 166H161V167H163ZM210 166V167H209ZM221 166V167H220ZM254 166H256V168L254 167ZM258 166V167H257ZM60 167V169L62 168L61 166H58L57 168H59ZM99 167V166H98ZM207 167V168H206ZM218 169V171L216 170V168ZM223 167V168H222ZM62 168V169H63ZM71 168H69V171H68V169L66 168V170L68 171V172H70V170H71ZM74 168V169H75ZM80 168V167H79ZM211 168V169H210ZM221 168V169H220ZM232 168V169H231ZM61 169V171L59 170V169H57L56 170V172H55V170H54V173H56L57 174V171L59 170V173H61V172H63V170ZM210 169V170H209ZM214 169V170H213ZM224 171H223V170ZM236 169V168H235ZM260 169H262L261 171L263 172H261L260 171ZM65 170V171H66ZM212 170V171H211ZM219 170H222V171H219ZM233 172L232 174H230L231 172ZM217 171V172H216ZM226 171H229L228 173L226 172ZM260 171V172H259ZM247 172H248V174H247ZM5 173V172H4ZM4 173L3 174H0V176H2V177H0V178H3L4 176L6 177L7 175H4ZM58 173V174H59ZM173 173V174H172ZM214 175H213V174ZM219 173V174H218ZM221 173V174H220ZM224 173V174H223ZM252 173V175H250ZM6 174V173H5ZM8 174V173H7ZM12 173H9L8 174V176L9 177H7L6 179H8V178H10ZM51 174L52 175H55V174H53V170L51 171ZM166 174V176L168 175V174H170V177L172 178V175H175V174H177V173H175L174 174V172H168V173H165ZM225 174H226V176H225ZM227 174H228V176H227ZM230 174V175H229ZM258 176H257V175ZM15 174H12V176H13V180H15V176H17V178H19V177H21L22 178V176L21 175H15ZM47 175H49V172H47ZM52 175H50V178L52 177ZM212 175V176H211ZM219 175V177L217 178V180L214 178V177H216V176H218ZM242 177H243V175L242 174H240ZM248 175V176H247ZM255 175V176H254ZM263 175V176H262ZM211 176V177H210ZM230 176H232V177H230ZM261 176V177H260ZM24 177V176H23ZM43 178V180H45L46 181V179H47V181L49 180V178H47V176H42ZM46 177V178H45ZM49 177V176H48ZM78 178H77V181H76V179L75 180H73L74 181V183H75V181H76V183L77 182H79V183H73V181H71L70 180V183H69V181H68V183H69V186H70V184H71V182L74 184V185H76V187L75 186H73V187H71V188H73V189H68L67 191L65 190V192H64V190H63V192H61V191H59V189L57 188V191H55L56 190V188L54 187V188H52V189H54L53 191L54 192H52V189L50 190V192H52V194L49 192V189L47 188V189H45L46 191H48V192H46L45 193V190H39L40 191V193L39 192H37V193H35L37 190L35 189V188H33V191L32 190H30V192H29V188H30V186H33L32 185V183H34L35 184V180L37 179V178H34V181H33V179L31 180V184L29 185L28 183V185L29 186H27V185H25V180H27L25 177V180H24V178H22V180H24L23 182H24V184H22L21 183V181L18 179V180H16L17 182H13V183H11V184H16V183H18V181H20L19 183L21 184H19L20 185V187H19V185L18 186H16V185H14V186H16V187H12L11 186V184L10 185H8L10 182H12L10 179H9V181L8 180H6V179H2V180H0L1 182L3 181L5 184H3V182H2V184H3V186L1 187V182H0V188H2L3 189V187L4 186H7L9 189H6V187H4V191L2 190V189H0V215H1V213L3 214L2 216H0L1 217V219H2V217L4 218V214H5V217H7V215H8V217L10 216L11 217V215H9V212H10V214L12 213L13 214V211H14V214H13V218L11 217V218H9V219H12L11 221H13V219H14V217H16V214L18 213V214H20V213H22L23 211H25V208H27L26 209V212H28L29 213V211H30V213H32L31 211L33 210V208L32 207H30V209L32 208V210H28V208L29 207H25V205L26 204H22L21 202H25L26 200L27 201H30V199H33L32 201H36L37 199H39L41 196L45 199L46 197V194L48 193V195L49 194H51L52 195V199H53V201L55 200V198H58L55 202H56V204H57V202L59 203L60 201L61 202H63V203H59V204H55V205H53V204H51L50 206H49V204L46 206V207H48V208H46L45 207V205L43 204V207H45L46 208V210H41V209H43V207H42V205L40 204H33V207L35 206V207H37L38 205L39 206H41L40 208H39V211L41 210L42 212L40 213V214H38L39 213V211L37 210V212H35V210L33 211L34 213H36L37 215L35 216L33 213V216L31 217V218H29L30 216H31V214L29 213V215H28V213H27V215H28V218H26V219H24V217H27V216H25L26 215V213H25V215L21 218V219H17V220H28V219H31V220H28V221H30L29 223V226L27 225V223H28V221L27 222H25L24 224H26L25 226H24V224H23V222H21V224H19L20 226H18L17 224V226L20 228H16V225H15V227H14V229H15V231H17V232H15V231H12L11 230V228H13L12 226H14V225H12V222L11 223H7L8 221V217L5 219V221H7V222H5L6 223V225H5V228H7L6 230H8L9 229V226H7V224L8 225H12V226H10V230L11 231H9V232H13V233H15V234H11V233H9L8 234V231H7V234H8V236L6 235V237H4V235H2L3 236V240H6V239H8L7 237H11V236H14L15 238H13V239H9L5 244H4V247H1L0 248V250H10V253L6 256V257H4L1 261H0V263H4V262H6V261H8V260H10V259H12V257H16V256H23V253H26V252H34L33 253V257H35V258H39V257H41V256H43V255H50V254H52V253H54V255H52V256H59V261H56L55 263H53V264H187L186 263V261L187 262H189L188 264H223V262H224V264H238L239 263V261L242 263V261H243V259L244 258H249V257H245V255L244 256H240V255H238V254H236V255H238L239 256V258L241 259V257H244V258H242L241 260H238V263H237V261H235L236 259H234V258H236L237 256L233 253V254H231V252L229 251V250H227L228 249V247H227V253H229V255L225 252L226 250H223V252H225L226 254H227V256L226 255H223L224 253H222V249H224V248H226L225 246H224V248H222V247H220V246H223V244L225 243L224 242V239H222V238H220V234H218L217 235V231H215V229H218V230H220L219 229V227H220V223L219 224H217V221L219 222V221H221L222 220V217H221V219H220V215H218V217H219V219H218V217H217V219L215 218L216 216H214L213 218L211 217V216H209L208 217V213H209V207H210V204H208L207 205V207H205L204 208V205H202L200 202H199V200H198V197H197V195H196V193H195V191H194V189H192L191 188V186H187L188 184H187V182H185V184L182 182V181H180V179H179V182H181L180 183V188H173L172 190H174L173 192H172V190L170 191H166V190H162L163 192H161V193H163V194H161V195H163V197L166 195V192L168 193L164 198L163 197H159V196H161V195H159V193H157V192H159V190L158 191H156V194H155V192H154V190H151L150 192L151 193H149V192H147V194H150V195H147L146 194V192L144 191V190H142V185L144 186L145 185V182H143V184L142 183H139V182H141V181H137L138 182V184H137V182L136 183H134V185L131 187V185L129 184L128 185V182H127V185H126V183L125 184H122V185H124V188H122V186H121V184H118V185H115V190H111L112 188H109V191H110V193H111V195L109 194V191H107V189H108V187H105V191H106V193L104 192V191H102V189L104 190V188H97V189H101V190H94L95 188L93 187V190H91V188H92V186H94V184H90V183H94L95 182V185H96V183H97V180L96 179H94L93 177H87V176H85L86 177V179L88 178V180H85L84 181V179H85V177L84 176H82V177H84L83 179L82 178H80V180H79V177H81V175L80 176H77ZM169 177V175L167 176V179H171V178H168ZM16 178V179H17ZM39 178L40 177H38V180H37V182L39 181ZM45 178V179H44ZM175 178V180H171V182L169 181V183H172V184H176L177 183V181H176V177H173L172 179H174ZM232 178V179H231ZM249 178V179H248ZM30 179V178H29ZM29 179H28V182H29ZM41 179V178H40ZM90 179H92V180H90ZM243 178H241V180L239 179L238 181H244V179L242 180ZM250 180V182H253L254 180ZM79 180V181H78ZM94 180H96V181H94ZM229 179H228V181H230ZM6 181H7V183H6ZM40 181H42V180H40ZM88 181H89V184L91 185V187L89 188L88 186ZM174 181V182H173ZM175 181H176V183H175ZM212 181V182H211ZM230 181V183H234V180L231 182ZM36 182V183H37ZM82 182V183H81ZM83 182H86L87 183V185L84 183L83 184ZM178 182V183H179ZM217 182H218V184H217ZM67 183V184H68ZM147 184L149 183V182H146ZM183 183V184H182ZM210 183H212V184H210ZM7 184V185H6ZM44 184V183H43ZM47 184V183H46ZM78 184L79 185H81V188H83L84 186V188H87V189H84V190H82L83 192V195H82V193H81V191H79V189L81 190V188H79V187H77L78 186ZM131 184H133V183H131ZM140 184V185H139ZM142 184V185H141ZM151 184V183H150ZM237 184H238V182H237ZM23 185L25 186V189H26V191L25 190H23L24 188H23ZM121 186V188H119L120 186ZM139 185V186H138ZM185 185H186V188H185ZM45 186H47V185H45ZM71 186H72V184H71ZM116 186H118V187H116ZM125 186H127V187H125ZM135 186H137V188H133V187H135ZM179 186V185H178ZM182 186H183V188H185V189H183L182 188ZM218 186V187H217ZM11 187V188H10ZM23 189H22V188ZM28 187V188H27ZM75 187V188H74ZM96 187V186H95ZM128 187H130V188H128ZM215 187V188H214ZM19 188H21V189H19ZM45 188V187H44ZM88 188L92 191L91 193L88 191H86V190H88ZM118 188V189H117ZM217 188V189H216ZM6 189V190H5ZM15 189V190H14ZM27 189H28V193L29 194H27V193H25V192H27ZM30 189H32V187L30 188ZM75 189V191H73ZM78 189V190H77ZM122 189V190H121ZM135 189V190H134ZM142 191H144V192H142ZM189 189H191V190H189ZM215 189V190H214ZM69 190H71L72 192H74V193H71V191L70 192H68ZM76 190L77 191H79L80 192V195H79V193H78V195L77 194H75L76 193ZM116 190H118V191H116ZM124 190V191H123ZM136 190L137 191H139L138 193H136V194H134L135 196H133L131 193H132V191H133V193H135L136 192ZM180 190V191H179ZM15 191V192H14ZM31 191H32V193H31ZM44 191V194H45V196L44 195H42L43 192ZM98 192V193H96V192ZM101 191V192H100ZM112 191V192H111ZM127 192L128 191V194L127 193H123V192ZM129 191H131V193L129 192ZM135 191V192H134ZM164 191H166V192H164ZM175 191H176V193H175ZM180 193L179 195H178V192ZM182 191V192H181ZM190 191H191V193H190ZM192 191H194V192H192ZM22 192V193H21ZM57 192V193H56ZM61 192V194L63 195L64 193H70V194H72V195H74V196H76V197H78V196H81V199H83L84 197H86V192L87 193H90L92 196L94 195V192H95V196H91L90 194H88L87 195V197L85 198V199H83V200H81L80 198L78 199H76V197H74V199L73 200H75V201H77L78 200V203L77 202H74V201H69V200H71L70 198H72V197H70V194L68 195V197H70V198H66V197H64L65 198V202L64 201H62V199L60 198V200H59V197L61 196V194H59V197H58V195L56 196V194H58V193H60ZM85 192V193H84ZM103 192L105 193V194H103ZM108 192V193H107ZM154 192V194H152ZM171 192H172V194H171ZM187 192V193H186ZM18 193V194H17ZM31 193V194H30ZM53 193H55V195L53 194ZM101 193H102V195H101ZM112 193H117V195L115 194V196L112 194ZM119 193V194H118ZM140 193V194H139ZM146 195H145V194ZM174 193V194H173ZM185 193V196L183 197V195L181 196V194H184ZM192 193H193V195H192ZM194 193H195V195H194ZM208 193H209V195H208ZM39 194H41V196H39ZM85 194V195H84ZM97 194H98V196H97ZM108 194H109V196H108ZM121 194V195H120ZM144 194V195H143ZM151 194H152V196H151ZM159 195V196H156V195ZM177 194V195H176ZM189 194V195H188ZM21 195V196H20ZM47 195V196H48ZM50 195V196H51ZM65 195V194H64ZM89 195H90V197L91 198H89ZM107 195V196H106ZM113 195V196H112ZM129 195H130V197H129ZM137 195V196H136ZM219 195H221V194H219ZM54 196H56V197H54ZM106 196V197H105ZM110 196H112V197H110ZM132 196H133V198H132ZM181 196V197H180ZM212 196V197H211ZM3 197V198H2ZM11 197V198H10ZM39 197V198H38ZM62 198H63V196H61ZM103 197H104V199H103ZM145 197L147 198L146 200H145ZM152 197V198H151ZM184 198V201L186 200L185 199V197L186 198H191L190 200L189 199H187L186 201L188 202H186V204H188V205H186L184 202H183V198ZM196 197H197V200H196ZM208 197H206L207 199H208ZM9 198V199H8ZM13 198V199H12ZM37 198V199H36ZM93 198V199H92ZM96 198H98V199H96ZM100 198V199H99ZM149 198V199H148ZM193 198V199H192ZM29 199V200H28ZM34 199H36V200H34ZM40 199H42V198H40ZM39 199V200H40ZM44 199H42V200H44ZM49 201H50V199H51V197H49L48 196V198H47ZM46 199V200H47ZM51 199V200H52ZM69 199V200H68ZM87 199H92V200H88V201H90L89 203L88 202H86L87 201ZM96 199V200H95ZM134 199H135V201H134ZM138 199V200H137ZM68 200V201H67ZM79 200H81V202L79 201ZM85 200V201H84ZM94 200H95V202H94ZM129 200V201H128ZM141 200V201H140ZM159 200V201H158ZM167 200V201H166ZM193 200V201H192ZM38 201V200H37ZM93 201V203H91ZM133 201V202H132ZM144 201V202H143ZM149 201H150V203L153 201V202H155V204H153V202H152V204H150L149 203ZM198 202V204H197V202ZM6 202V203H5ZM10 202H12V203H14L12 206H10L9 205V203ZM19 202L21 203V204H19ZM54 202V203H55ZM129 202V203H128ZM141 202H143L144 203V205L145 206H143V204H142V207H141V205H140V203ZM167 202V204H164V203H166ZM191 204H190V203ZM12 203H10V204H12ZM76 203V204H75ZM133 203V204H132ZM145 203H147V204H145ZM161 204V206H163V207H160V205H158V204ZM193 203V204H192ZM196 203V204H195ZM16 204H19V208L16 206ZM75 204V205H74ZM83 204V205H82ZM130 205V207H128L129 205ZM150 204V205H149ZM168 204H170V205H168ZM185 204V205H184ZM189 204L191 205V207L189 206ZM200 204H201V206H200ZM5 205V206H4ZM6 205H8L7 207H6ZM21 205H23V207H25L24 209H23V207L21 206ZM37 205V206H36ZM63 205V206H62ZM136 205V206H135ZM138 205H140V206H138ZM146 205H149V207L148 208H146L147 206ZM152 205V206H151ZM155 205V206H154ZM158 205V206H157ZM167 205H168V207H167ZM197 205V206H196ZM17 207L18 208V210H17V208H16V210H17V212H16V214H15V211L16 210H13L15 207ZM29 206V205H28ZM52 206V207H51ZM53 206H55V207H53ZM170 206V207H169ZM200 208H199V207ZM12 207H14V208H12ZM21 207V208H20ZM35 207H34V209H35ZM134 207V208H133ZM135 207H137L136 208V210H135ZM139 207V208H138ZM143 207H144V209H143ZM156 207V208H155ZM167 207V208H166ZM191 208V210L189 211V209ZM197 207V208H196ZM6 208V209H5ZM144 210H142V209ZM157 208H159V209H157ZM161 208H162V210L163 209H165V210H161ZM188 210H187V209ZM192 208H193V210H192ZM9 209H11V211H9ZM20 209H22V212L20 211ZM55 209V210H54ZM128 209H130V210H128ZM137 209H138V211H137ZM139 209H141L142 210V212H141V214H140V211L141 210H139ZM180 211H179V210ZM197 209V210H196ZM203 209V210H202ZM134 211V213H133V211ZM147 210H148V212H149V214H150V211L151 210H155L154 212L155 213H157L158 214V217L156 216L157 214H154V215H152L153 213H151L150 215L148 214V212H147ZM150 210V211H149ZM196 210V211H195ZM199 210H201V211H199ZM205 210V211H204ZM129 211V212H128ZM132 211V212H131ZM137 211V212H136ZM152 211V212H153ZM188 211L190 212V213H188ZM198 211V212H197ZM202 211H203V213H202ZM5 212V213H4ZM20 212V213H19ZM49 212V213H48ZM139 212V213H138ZM143 212H146V214L147 215H145V216H143L142 215V213ZM160 212H162V214H160L159 215V213ZM177 212V213H176ZM208 212V213H207ZM44 213V214H43ZM52 213V214H51ZM137 213H138V217H139V215H140V219L138 218V217H136L137 216ZM165 213V214H164ZM198 213V214H197ZM17 214V215H18ZM23 214V213H22ZM21 214V215H22ZM41 214H43V215H41ZM120 214H122L121 216H120ZM128 214V215H127ZM130 214V215H129ZM131 214H133V215H131ZM164 214V215H163ZM181 214L183 215V217H181ZM208 214V215H207ZM40 215V216H39ZM163 215V216H162ZM179 215V216H178ZM200 215V216H199ZM205 215V216H204ZM126 216H128V217H126ZM132 216H135V217H132ZM152 216H154V217H152ZM159 216H161V220H160V217ZM165 216V217H164ZM170 216V218H172V217H175V219L174 218H172V219H170V218H166V217H169ZM190 216V217H189ZM202 216V218H200ZM36 217H37V219H36ZM156 217V218H155ZM176 217H177V219L179 220V222H178V220L176 219ZM180 217V218H179ZM196 217V218H195ZM205 217V218H204ZM32 218H34L35 220H37V221H34ZM43 218V219H42ZM164 218V219H163ZM198 218V219H197ZM209 218V219H208ZM212 218V219H211ZM0 219V220H1ZM4 219H2L0 222H2ZM155 219V220H154ZM165 219H167V220H165ZM170 219V220H169ZM201 219V220H200ZM206 219H208V220H206ZM215 219H216V221H215ZM32 220H33V224L31 223L32 222ZM129 220V221H128ZM132 220H134L135 221V223H134V221H132ZM145 220V221H144ZM153 220V221H152ZM163 220V221H162ZM177 222H176V221ZM198 220H200V221H198ZM207 222H206V221ZM211 220V221H210ZM212 220L215 222H213L212 223ZM133 223H132V222ZM138 221V222H137ZM166 221V222H165ZM172 221H174V222H172ZM137 222V223H136ZM140 222V223H139ZM143 222V224H141ZM158 222V223H157ZM4 223V221H3V223H1V224H5ZM16 223H18L17 221H16ZM20 223V222H19ZM145 223V224H144ZM176 223V224H175ZM209 223V224H208ZM0 224V225H1ZM13 224H15V222L13 221ZM23 224V225H22ZM128 224H132L131 226H128ZM135 224V225H134ZM136 224H138V225H136ZM144 225V227L142 226L141 227V225ZM169 224H171V225H169ZM172 224H173V226H172ZM178 224L181 226H178ZM207 225V226H205V225ZM215 224V225H214ZM22 225V226H21ZM167 225V226H166ZM177 225V226H176ZM201 225V226H200ZM212 225V226H211ZM24 226V227H23ZM141 228H140V227ZM147 226H148V228H147ZM161 226V227H160ZM193 226V227H192ZM214 226V227H213ZM218 226V227H217ZM0 227H2V226H0ZM133 227V228H132ZM136 227V228H135ZM150 227H152V229L150 228ZM157 229H155V228ZM205 227V228H204ZM210 227V228H209ZM213 227V228H212ZM2 228H4V226L2 227ZM2 228L0 229V231H6V230H2ZM128 228H131V229H146L149 233L148 234H144V233H142V236L143 235H146V236H148L149 234V236L148 237H152V239L153 238H157V239H161V240H159V242L157 243V239L156 240H151V239H148V241L149 240H151V242L153 243V242H156V244L154 243V245L150 242L149 243V245H148V243H147V241H146V239L145 238H139V240H140V242H139V240L138 239H136V242H134V244H135V246L136 245H138V244H140V243H142L143 241H146V242H143V245L142 244H140V245H138V247L136 248L135 246H134V244H132L133 243V241L131 242V243H128L127 242V244H125L126 243V241H128V235H127V231H128ZM202 228V229H201ZM74 229V230H73ZM169 229V230H168ZM204 229V230H203ZM208 229L210 230H212V231H208ZM222 229H224V228H222ZM222 229H221V231H222ZM196 230V231H195ZM201 230H202V232H201ZM206 230V231H205ZM29 231V232H28ZM3 232L2 233H0V234H3ZM70 232V233H69ZM125 232V233H124ZM204 232V233H203ZM211 232V233H210ZM17 233V234H16ZM69 233V234H68ZM122 235V237H121V235ZM168 233V234H167ZM210 233V234H209ZM216 233V234H215ZM5 234V233H4ZM10 234H11V236H10ZM125 234V235H124ZM151 234H152V236H151ZM200 234H201V237H200ZM208 235V236H206V235ZM212 234V235H211ZM167 235V236H166ZM205 235V239H204V237L203 236ZM211 235V236H210ZM215 235V236H214ZM1 236V235H0ZM121 237V239L123 238V240H124V242H123V240H121L120 239V237ZM127 236V237H126ZM156 236V237H155ZM193 236V237H192ZM194 236H196V237H194ZM198 236V237H197ZM218 236V237H217ZM99 237V238H98ZM112 237V238H111ZM115 237V238H114ZM116 237L118 238V239H116ZM124 237H126L127 238V240L124 238ZM144 237V236H143ZM190 238V239H188V238ZM199 237H200V239H199ZM209 237H211L210 238V240H209ZM110 238L112 239V240H110ZM114 238V239H113ZM193 238V239H192ZM214 238V239H213ZM219 238V239H218ZM1 239V238H0ZM106 239V240H105ZM116 239V240H115ZM120 239V240H119ZM145 239V240H144ZM196 239H199V240H197L196 241ZM202 239H204L202 242H203V244L201 243V240ZM90 242H89V241ZM99 240V242H97ZM105 240V241H104ZM115 241V242H113L112 243V241ZM119 240V241H118ZM126 240V241H125ZM207 240H208V242H207ZM221 240H223V241H221ZM1 241H2V239H1ZM103 241L104 242H106V243H104L103 244ZM116 241H118V242H123V243H121V245H120V243H118V242H116ZM160 241H162V243L160 242ZM186 241H188V242H186ZM198 241H199V243L200 244H202V247H201V245L198 243ZM205 241V242H204ZM213 241H214V243H213ZM85 242H87L86 243V246H88V248H86V246H85ZM93 242V243H92ZM137 242H138V244H137ZM190 242V243H189ZM192 242V243H191ZM195 242H197V245H196V243ZM91 245H90V244ZM95 243V244H94ZM97 243V244H96ZM100 245H99V244ZM102 243V244H101ZM109 243L111 244V245H109ZM115 243H118V244H115ZM161 243V244H160ZM187 243V244H186ZM223 243V244H222ZM81 244H84V248H82L81 246H83V245H81ZM88 244V245H87ZM108 244V245H107ZM114 244V245H113ZM146 244V245H145ZM158 244H160L161 245V247H159L160 245H158ZM163 244V245H162ZM164 244H165V246H164ZM191 244V245H190ZM208 244V245H207ZM93 245V247H92V249H91V246ZM98 245L99 246H101V247H98ZM128 245L130 246L129 248L131 249H129V248H127L128 247ZM142 245V246H141ZM157 245V246H156ZM186 245V246H185ZM187 245H189V246H187ZM200 247H199V246ZM206 245V246H205ZM225 245V244H224ZM89 246H90V248H89ZM125 246V247H124ZM133 246L136 248V249H134L133 248ZM139 246H141V248L142 249H140V247ZM148 247V248H143V247ZM152 246H154V247H152ZM213 246V247H212ZM75 247H78L79 249H75ZM82 248V252H80V249ZM109 247V248H108ZM120 247H121V249H120ZM124 247V248H123ZM132 247V248H131ZM155 247H156V249H157V251H155V252H153V251H151V249L152 250H156L155 249ZM159 247V248H158ZM196 247H197V249H196ZM86 248V249H85ZM115 248V249H114ZM119 248V249H118ZM139 248V249H138ZM151 248V249H150ZM160 248H165L166 250V254H165V251H162ZM73 249H75V251L73 250ZM89 249V250H88ZM129 249V250H128ZM146 250V251H148V252H144L143 250ZM158 249H160V251H162L165 255V257L161 254H159V250ZM187 249V250H186ZM197 250V252H196V250ZM204 249V251H202ZM221 249V250H220ZM70 250H73V251H70ZM132 250H134L133 252H132ZM142 250V251H141ZM194 250H195V252H194ZM211 250H213V253H211V255H210V251ZM216 250V251H215ZM95 251V252H94ZM124 251V252H123ZM126 251H128V252H126ZM132 254H135L136 252V254H135V256L137 255V257H132V256H134V255H131V253ZM221 251V252H220ZM67 252H69V253H67ZM143 252V253H142ZM151 252H153V253H151ZM157 252V253H156ZM189 252V253H188ZM193 252V253H192ZM205 252V253H204ZM220 252V253H219ZM139 253V254H138ZM145 253V254H144ZM148 253V254H147ZM192 254V256L193 257H190L191 256V254ZM72 254V255H71ZM129 254V255H128ZM158 254V255H157ZM194 254V255H193ZM201 254V255H200ZM222 254V255H221ZM131 255V256H130ZM141 255V256H140ZM148 255V256H147ZM187 255V256H186ZM213 255V256H212ZM220 255V257H218ZM236 256V257H234V256ZM67 256V257H66ZM128 256H130V257H128ZM140 256V257H139ZM143 256H145V257H143ZM186 256V257H185ZM195 256V257H194ZM198 256V257H197ZM200 256V257H199ZM203 257V258H202ZM226 257V258H225ZM232 257V258H231ZM234 257V258H233ZM69 258V259H68ZM145 258V259H144ZM162 260H164L163 262L161 261V259ZM165 258V259H164ZM220 260H219V259ZM221 258H225V259H221ZM52 259V258H51ZM51 259H49V260H51ZM53 259H55V258H53ZM58 259V258H57ZM189 259H191V261L189 260ZM194 259V260H193ZM199 259V260H198ZM238 259V258H237ZM49 260H47V262L49 261ZM67 260V261H66ZM70 260V261H69ZM146 260V261H145ZM189 260V261H188ZM203 260V261H202ZM214 260V261H213ZM222 260H224V261H222ZM143 261V262H142ZM220 261H222V262H220ZM227 261V262H226ZM250 261H251V259H250ZM49 262H51V261H49ZM129 262V263H128ZM160 262V263H159ZM226 262V263H225ZM252 262L254 263V261L252 260ZM45 263H46V261H45Z\"/></svg>", "mask_w": 264, "mask_h": 264}, {"label": "crops", "instance_id": "crops-1", "mask_svg": "<svg viewBox=\"0 0 264 264\" xmlns=\"http://www.w3.org/2000/svg\"><path fill=\"white\" fill-rule=\"evenodd\" d=\"M2 238V237H0ZM11 239L15 238L14 236L10 237ZM8 238L7 240H2L0 241V248L4 247V244L10 239ZM10 253V250H0V261L6 257L8 254ZM33 253L34 252H26L23 253V256H16V257H12V259L4 262V263H0V264H53L56 261H59V256H52L54 255V253L50 254V255H43L39 258H35L33 257ZM51 258H56L54 260H52L51 262H47V260L51 259ZM58 258V259H57ZM46 261V263H45Z\"/></svg>", "mask_w": 264, "mask_h": 264}]
</instances>
